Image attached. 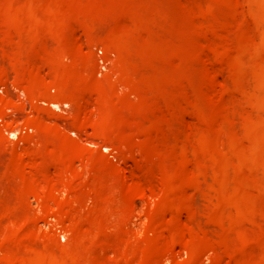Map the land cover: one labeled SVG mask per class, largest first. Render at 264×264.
Here are the masks:
<instances>
[{
	"label": "rangeland",
	"instance_id": "1",
	"mask_svg": "<svg viewBox=\"0 0 264 264\" xmlns=\"http://www.w3.org/2000/svg\"><path fill=\"white\" fill-rule=\"evenodd\" d=\"M157 2L159 4L157 3L156 6L148 5L149 6L148 8V6L146 5L145 7L147 12V13L145 12V14L147 16L146 15L144 16H146V18H148L149 15H152L154 18L156 14L154 18L155 20H153L152 17H151L152 20L149 19L150 17L148 18L149 20H151V22L153 23L155 22L154 24L149 23L148 26H146L145 22L147 23V21L149 22V20L147 19L143 20L141 18L139 21V18L138 19L134 18V16H136L134 12L132 13L134 15L130 14L133 17V18L132 17L129 18L130 22L124 21L123 23L116 24L117 35L120 36V40L118 41L117 44V50L115 46L107 47L102 43H96L91 46L93 58L97 59L94 60L95 71H96V72L94 71V76L97 79L98 78L100 79L101 77L100 74H102L103 76V74H105L108 70H113L116 74L115 79L113 78V80L115 82H118L120 78L119 75L122 74L121 71L124 70L121 69L120 67L123 68L124 64L126 62H129L128 64L126 63L127 65L130 64L128 66L129 71H131L132 66H134L132 69L136 68V70L138 69L139 71H142V73L144 74H147L148 72L150 73L149 75L147 74L149 78L152 76L153 79L155 80L157 79L156 81H151V80L150 81L154 82V84H158V87H155L157 85L154 84L153 86L155 89H157V93L159 94L156 93V90L155 92L151 90L153 89L152 84L150 83L149 78L147 79L148 82H146V84L148 86V89L150 88L149 89V91L151 92L150 95L152 96V98H155L154 95L156 93L155 96H157L159 100L155 98L157 101V102L154 101L156 103L155 105L151 104L150 102H146V104H143L144 106H142L143 109L142 112H144L147 115L145 116L143 124L146 126L147 129H150L151 126L153 125V129L156 132H158V134L157 133L155 134L156 137L155 135L149 136L151 137L152 140L150 141V139H148L149 143L147 144L150 145L151 148L147 145L148 146V148L146 147L147 151L145 150L142 153L143 154L142 159L147 158L146 155L149 156L148 161L146 160L147 162H149L147 163L148 166L146 170L147 176L151 177V175L153 174L152 177H154L155 175L158 174L157 175L158 177L155 176L156 181L153 178L147 177L148 179L146 180H148L147 182H149L150 184V186L149 184H147L148 186L147 194L143 196L142 199H137L133 201L131 204L132 206H129L128 203L125 204L124 207L125 210L130 211V218L127 221L128 225L125 224L126 227L124 226V228L126 229V231L127 230L132 231V233H129L130 236H127L128 240L130 239L129 241L131 244V247L129 246L128 249L130 251V254L128 251V255L130 256V261L131 263H134L136 260L137 261L139 260L137 259L140 257V252H138L139 251L138 240L140 239L141 230H143V228L146 226L147 230L152 228L154 229V231L149 230L147 231L148 233H146L148 240L146 254H147V259L150 261V262L148 261L149 264H186V263L187 264H264V0H188V2L187 0L186 1L157 0ZM182 4L185 5V7ZM150 7L152 8V10L150 9ZM153 8L157 10V12L153 10ZM151 11L154 12V15ZM132 20L136 22L135 23L136 26L133 24L134 22ZM143 22L145 25L143 24ZM140 24H143L145 28L143 25ZM150 24L152 27L154 25V27L156 28H152L151 26H149ZM137 25L140 31L139 29L137 30L138 28ZM148 28L151 30V32L149 31ZM155 29L156 32L153 31ZM138 31L144 32L143 34H146V32L148 34L149 33L152 34V32H154L155 34L154 35L149 34V36L146 34L144 38V36ZM136 32L139 34H137ZM138 35H140L141 38ZM146 37H148V39ZM127 38H130V40ZM139 38L141 40L145 39V41L148 40L149 42L148 45L150 44L153 46L150 45L148 46L147 43L145 42L146 44L145 47V44H142L143 41L141 42ZM150 38L154 43L151 41ZM181 43H183L186 46H184ZM151 47L154 50H152ZM179 48L182 49L181 52L179 51L180 50ZM143 49H144V53L142 54ZM138 52H139V56L137 54ZM157 53H159V55ZM104 54L108 56L103 58ZM141 54L144 55L143 56L144 58L142 57ZM137 56L139 62L136 58ZM154 56L156 57L155 61H154ZM139 57L143 59V62L146 65H147L146 62H148V65L152 67H153V62L151 63V61H154L156 63V64L154 63V65L155 66L157 65V67H155L157 69L156 71L159 73L157 74L154 73L153 72L155 71L153 70L154 68H151L150 66H149L150 67L149 71L148 68L144 69V67L146 68V66L140 61ZM148 57L150 59H148ZM99 58L103 59L105 64L104 68H100L98 62ZM126 59L130 61H127ZM123 60H125V63L123 62ZM134 60L137 62H135ZM178 60L179 62H181L183 66H180L181 64H179ZM204 61L206 62L204 63ZM116 62L119 65H117ZM137 63L141 66L142 69ZM204 64L206 65V67ZM186 66L188 67L186 68ZM186 69H187V73L189 74H186L185 72ZM134 70H132V73H135L136 70L135 71ZM138 70L136 71L135 74L141 73L138 72ZM152 73L157 78L156 77L154 78ZM163 76H166V78L164 81L161 82L160 79L161 78L164 79ZM179 77L183 82L188 84L183 87L182 85H184L185 83L182 82L181 84ZM121 82L119 84L120 86L122 85ZM163 83L165 84L163 85ZM179 84H181L180 86L185 88L184 90H186L187 92L183 91L182 90L183 88H181L180 86L178 87ZM160 86H163L165 89H168L167 92L165 91V89H163L166 92V94L165 92H163V97H166L168 93L167 95L168 99L166 98V102L168 103L169 101L170 104L168 105V108L164 107L165 110L167 109L168 111L169 109L171 110V112H169L168 114H165L168 111L165 112L164 110H162L164 108L162 107L163 104L160 102V100L162 101L164 100V98L162 97L160 99L159 97L160 95H162L160 92L163 91ZM195 87H197V89L194 90V94H193V89ZM159 88L162 91L159 92L158 91ZM199 89L201 92L199 91ZM204 90L208 91L209 94H206V91ZM179 91L180 92L182 91L181 94H179ZM152 92L154 95L152 94ZM184 92L187 94H182ZM20 93L22 94V92ZM203 93H205V95ZM200 94L203 96H200ZM181 95L182 96L185 95L184 98H182ZM186 95L188 96V98L190 96V98L188 99ZM193 95H194V99L191 98L193 97ZM197 96L199 98H197ZM201 97H203L204 99ZM200 98L202 99L201 101H203L202 104L197 103ZM192 99L196 102L191 101ZM186 100L189 105L185 104ZM190 101L192 102L193 105L190 103ZM38 102L43 107L54 108V106H52L53 103H51L52 105L48 103V105L52 106L49 107L46 102L43 101L42 103L41 101ZM159 102L160 104H162V106L159 105ZM149 103L151 104L150 107L153 108V110L152 108L151 110H149L148 108L150 112L144 109L146 106L150 105ZM165 103L164 105H166ZM157 104L159 105V107L156 106ZM183 104L186 105V107ZM59 106H61L60 108L62 110L65 109L67 111L69 110V105L66 103H61ZM189 106L191 107V110L188 108ZM183 108H185V110L181 112L182 115H180L181 113H179V110L180 109L183 110ZM197 108H198V112L196 111ZM156 109H158L159 111ZM187 109L190 112L186 111ZM192 110L194 112L196 111L197 116L199 118L193 117V115L194 116L196 115L191 113ZM158 112L163 113V114H159L160 116H162V118L165 115L166 117H164L163 120L161 119V117L157 118ZM170 113H172L171 115L172 120L171 118L170 119L167 118L169 117ZM187 113L189 114L188 116H186ZM198 113L201 115V117L200 115H198ZM154 114H156L157 120H152L155 119ZM190 116H192L193 118ZM179 117H181L182 122H180L181 119ZM177 118L178 121L180 119L179 122L176 121ZM194 119L198 121L193 122L195 121ZM165 120L166 122L169 121L167 122L168 124L163 122ZM188 120H190L191 122ZM145 121L149 124L152 123L151 121H154V123H152V125H148ZM155 121L156 122L159 121L158 123L160 125H158V123L155 124ZM171 122H173L174 125ZM184 122L186 123L184 124ZM177 123L180 124L178 125ZM193 123H195L194 126H197L196 129H194L195 128L194 126H191V124ZM197 123L198 124L201 123L200 125L203 124L202 125L203 129L202 127H199L198 129ZM24 124L22 125L24 126L23 127L24 132L28 130H30L29 132L33 131L31 128L29 129L28 125L26 127V124L25 125ZM171 124L173 128L175 126L174 129L175 131L172 128H170L169 125ZM183 124L185 125V127ZM186 124L190 126H187ZM181 125L183 128L181 127V129H179ZM157 126H159L161 130L158 129ZM167 126H169L168 130L165 129L167 128ZM161 127L164 128V131ZM190 127L192 128L194 127L192 129L193 131L190 130L191 129ZM153 129L152 131L149 132L151 133L153 132L154 134ZM176 129L179 130L177 131ZM172 130L175 132L173 133L177 136L171 134ZM188 130L192 131L191 134ZM194 130L198 133V135H196L197 133ZM176 131L178 132V134ZM184 132L186 134H189L191 138L193 137V139H191L188 135H185ZM165 133L167 136L165 135ZM168 133H170V136H168L169 135ZM182 135L184 138L182 137ZM199 135H201L202 137L201 140L199 139L200 138ZM185 136L190 141H192V143L189 142V140ZM7 137L9 138L10 136L8 135ZM152 137L157 139H153ZM174 137L181 138L182 140L175 139ZM164 138L167 139L166 140L167 142L164 140ZM196 138H198V140ZM170 139L174 141L171 142ZM183 140H186L187 142ZM168 141H170V143H173L172 146L174 144L175 145L177 144L176 145L177 148L175 145H174L175 147L174 146L171 147V144ZM179 141L180 142L183 141L185 144L190 143L194 148L192 147L193 149H191L190 144L188 145V148H186L187 146L184 147L185 146L184 143H183L184 145L182 146L181 143H179ZM152 142L155 144H153ZM160 142L162 143L161 146L159 144ZM218 142L219 143L221 142V144L223 145L219 144ZM195 143L196 145H199L197 148H195L196 147ZM158 144L160 148L159 147L157 148L159 152L157 151L156 153V150L155 149L153 150V146L156 147L155 145L158 146ZM217 144L222 147H218ZM167 145H169V148L173 150V152L170 150L172 154L169 152ZM164 147L166 149H164ZM182 147L183 149L185 148V150L188 149L189 154L191 156L187 155L188 151H185V154L186 153L187 154L184 155V151L181 150ZM217 147H218V152H220L221 154H217L215 152L216 151L215 149H217ZM175 148L176 150L180 149V152L176 151ZM199 148H200V153L197 152ZM219 148H221V150ZM101 149L103 152L107 154V156L113 162L118 161L117 163H119L121 160H122L121 162H123V160L126 162L127 160V163L129 164L131 163V161L134 160V157H136V154L134 153L135 156L130 155L128 156V158L124 157L122 159L121 156H118L119 154L112 148L102 145ZM163 149L164 151L166 150L165 151L166 153L163 152ZM189 149H191L192 151ZM201 149H203L202 152ZM160 151L162 153H160ZM223 151L224 153H222ZM150 153H153L154 156L152 154L150 155ZM164 153L167 159H168L167 155H169V158L172 157L168 159V161L174 160L170 162L173 163L171 164L172 168L171 167L168 168V166L171 165L165 158ZM180 153H183V157L186 158L185 159L182 158L180 156L181 155ZM173 155L175 156V158H180V159H177L176 161ZM192 155L196 156L197 159ZM152 158L155 161H152L153 160ZM187 158L189 159L188 161H186ZM193 158H195L196 160ZM191 161H194V164ZM166 162H168V164ZM153 165L156 167L157 170L153 168L154 167ZM161 167L163 171H161L162 170ZM150 169H152L153 171V173L151 172L152 174H148V172L150 173L151 171ZM202 173L204 175V178L200 176ZM204 173H206V175ZM161 174L165 177H162ZM207 175L210 178L212 177L211 180L215 178L214 179L215 182L213 180V182L211 183V180L210 178L207 177ZM171 178L174 180L171 181ZM202 179H203L202 182L203 186L205 181L206 183L210 181L209 183H211V185L208 183L207 187L206 185L204 186L206 188H209L208 191L206 188L202 186V183L199 184V181L200 180L202 181ZM151 180L152 183L150 182ZM158 180L159 182L160 181L161 182L160 183L157 182ZM156 182L157 184L154 185L153 183ZM156 185L157 187L161 185L163 186V188L159 189L158 187L157 190ZM153 186H155L154 190L156 189L159 192V195L156 190L154 191V193L152 192ZM200 187H203L202 189L205 190V193L202 191ZM182 188L186 190V192ZM198 190L201 191L202 194H205V196L206 195L208 196L205 197L207 198L206 200L203 201V199H201L203 195L199 193ZM163 191L169 196H167ZM168 191L171 193V195L173 194L172 197H170ZM176 191H178L177 192L178 194H176ZM187 191H189L190 193L191 192L194 193L195 198L192 199L190 195L193 194H190ZM63 192L62 191L59 192V195L61 197L66 196L65 193L62 194ZM182 193L188 195L187 197H190L191 200L186 196H184ZM198 193L202 197L199 196ZM196 194L200 197L201 200L196 199L197 196ZM165 201L168 204H166ZM190 201L192 203L193 202L196 203V206L194 204V208L196 207L198 210L200 209V207L202 208L203 205H207L204 204L206 202L208 203L209 207H205L208 208L206 210H203L202 208L201 210L203 212L194 210L192 208L194 211L193 213L191 210L193 204L192 206H190V209L188 207L191 203ZM162 202L165 204H162ZM197 204L199 205L201 204V206H198ZM84 205L85 207H90V202L84 201ZM164 205H166V207ZM159 206H161V208H168L165 209L167 212L165 210L163 211V209H161ZM30 207L34 209L35 212L39 213V209H40L39 200L35 198H31ZM150 208L153 209L149 210ZM152 210L155 213H157L158 211L159 216L160 217L162 216L163 220L161 221L162 217L160 219L157 216L158 214L155 215L154 212H152ZM55 211L56 208H54V210L52 208L51 211H48L44 216H42V218L39 219V221L41 222L37 224V227H35L36 228L35 233L38 236H34L35 235L33 233L34 231L32 233L28 232L30 233L28 234L29 237L34 236L35 237L34 239H38V240L42 238L41 240L45 239L46 241L52 243V245L54 246L53 250L59 248L60 245L64 244L69 239L70 236L67 223L64 220L63 216L61 215V213H59L58 210L56 212ZM159 211L162 213V215H160ZM189 213L191 215H189ZM150 214L152 217L150 216ZM154 215L156 218L154 217ZM192 215L196 216V218H194L193 220L192 217L191 220L189 221L188 219H190ZM157 217L159 218L158 221H157L158 219ZM149 218L151 220H149ZM153 220L154 223L152 222ZM155 221H157L158 224ZM187 221L190 223V225ZM196 221H200L198 222V224L201 227L199 225L197 226H199V228L202 231H204L205 229L209 233L207 231L206 232L204 231L203 233L201 232V230H199V228H195L197 227L195 226L197 224ZM148 222L150 223V225ZM161 222H162V228H164L165 226L167 230L165 228L166 231L165 230L164 231L166 233L165 232L163 233V229L161 228L162 232L160 231L161 233L159 236V230H160L159 228L161 227L160 226ZM193 223L196 224L194 225ZM154 225L157 228L154 227ZM185 227H187V229ZM173 229H177L176 230L177 234ZM180 230L181 231L183 230V232H180ZM188 230L189 231L191 230L192 233L196 234V236L194 234H191ZM195 230H198L200 232L201 237L200 234H198L197 231ZM167 231L170 232V234ZM184 231L188 232V234L185 233ZM3 232H4L3 230L0 232V234L2 235V237L0 235L1 260H3L1 257L3 258L7 256L11 257L8 255V253L11 252L14 253L15 252L14 247L17 248V246H13V250H12V247L6 244V241L4 239L7 237ZM39 232L41 234H39ZM152 232H154V234H152ZM149 233L152 236H150ZM184 233L185 235H183ZM133 234L137 235L136 237L138 240L134 239L136 237ZM178 234H180V236ZM39 235L41 238H37L39 237ZM181 235H183L184 237ZM186 235L191 239L189 243H187L188 242L187 240L184 242L182 241V239L183 240L185 239ZM209 235H212V237ZM149 236L152 238H150ZM161 236H163L164 240L162 239ZM176 236L177 237L179 236L178 237L179 239H176ZM207 236H209L208 238L210 241L207 239ZM165 237L166 238L169 237L170 239L167 238L168 239L167 240ZM188 237H186V239H188ZM192 237H194V239ZM197 237H199L200 239H198ZM131 238L133 240H131ZM87 239L92 240V237L88 235ZM201 239H204V241ZM212 239L215 240V242ZM165 240L168 243H166ZM174 240L176 242H174ZM205 240L207 242L209 241V243H207ZM14 241H16L15 237H14ZM179 241L181 243L178 244ZM159 244L161 245L159 246ZM169 244H171L172 246ZM4 245H7V247L10 250H7L8 248L6 249V246ZM132 245H136V246H132ZM156 245H158V247ZM166 245L171 246V248ZM4 248L6 249L5 254H3L5 252ZM153 249L156 250V252L153 251ZM89 250L91 251L93 249L89 248ZM159 250H161L162 252H159ZM164 250L166 251L164 252ZM168 250H170L171 253ZM16 251L19 253V250ZM27 252L28 251H26V253ZM107 252H108L107 254L108 258H111L113 256L111 254V250L107 249ZM131 252L133 255L131 254ZM151 255L154 256L155 260L152 258ZM175 260H178V263ZM3 261L0 262L3 263ZM195 261L197 263H195ZM90 262L91 261H87L86 264ZM53 264H58V263H53Z\"/></svg>",
	"mask_w": 264,
	"mask_h": 264
},
{
	"label": "crops",
	"instance_id": "2",
	"mask_svg": "<svg viewBox=\"0 0 264 264\" xmlns=\"http://www.w3.org/2000/svg\"><path fill=\"white\" fill-rule=\"evenodd\" d=\"M5 1V2H4ZM29 1V0H28ZM27 0H22L21 1V5H20V1L19 0H0V13H1V15H0V28H3L4 30H2L1 32H0V41H7L6 43L8 44V46H7V44H5V42H2L4 45H5V47H4V45L0 42V58L2 59V61L4 62V64H3V62H1L0 64L2 65H0V70L3 68V71H4V74H5V76L3 75V77H0V84H4V83H9L10 85H14V87H17V88H19V86L22 88V91L24 92V94H25V97L27 98V99H30V97H31V103H33V104H35L32 108H30V107H28V110H26L27 112H29V113H33V114H29V118H27V123H29V121L28 120H30V123H29V125H30V127L32 128V133H33V136H32V139H33V137L35 136V137H37V144H36V142L34 141L35 139H33V141L32 140H30L29 139V141H32L33 143L32 144H30V145H28L27 147H25V149L24 148H20V149H16V151H15V149H13V148H9V146L6 144V141H5V138H2V137H4L2 134H0L2 137H0V169L3 171H1L0 170V176L1 177H3L2 175H1V173L2 174H4V180L5 181H7V179H5L6 178V176H7V178L8 177H10V179L7 181V184L8 183H10V185L8 184V185H6V183L4 182L3 184H2V181H1V184H0V190L3 188V186H4V188H3V190H1L0 191V197L4 200V202H0V209H2L0 212V215L2 214V216L0 217V218H2V219H4L5 221H3L2 222V220L0 219V223H2V224H4L5 225V223H6V217L8 216V217H10V218H15V216L16 215H18L17 214V212H19L20 210H22L21 212H19V215L17 216V217H19L20 219L21 218H25V220H26V224H25V220H24V223L22 222V224L20 223V224H17V226L18 225H24V227L20 230V231H24L23 229H26V228H28V226H29V228L28 229H26V231L27 232H30L31 231V229H33V228H35L36 226H35V221L33 220V223H34V225L32 224V222H31V224L33 225V226H31V224H30V220L28 221V219H30L31 218V220H32V218H34L35 217V215H36V217L38 218V219H40V218H42V216H44L47 212H48V210L49 209H52V208H50V207H52V204H55L56 206H53V208L55 207L58 211L59 210H61L60 211V213H61V215L63 216V218H64V220L66 221V223H67V227H68V229H69V232H70V236H69V239L66 241L68 244H67V246H66V242L64 243V244H62V245H60V247L58 248V250H57V248L55 249V250H52L53 249V245L51 244V243H48L49 241H47V242H45L44 240H42V241H38L37 239H34L35 237L33 236V238H32V236H31V238L34 240V242H35V240H36V242L34 243L35 245H36V250L37 251H35L36 252V254L32 251L31 252V250H32V248L31 249H29L28 248V252H27V255H25V257H26V260H22V258H25L24 257V255H23V257H21L20 256V254L19 255H17V256H19L20 258H17V256H16V261L18 260V259H20V261H17V264H20V262H22L23 263V261H25V264H28V263H26L27 261H28V259H30L29 261H30V264L32 263V261L34 260V263L35 264H37L36 262H38V261H36L35 262V260H40V262H43V260L46 262H43L44 264H53V263H62V264H86L87 263V261H91V263L92 264H97V262H98V264H102V262H104V264H121L122 262H125V255H123V253H122V250H121V248H122V246H125V247H123V248H126V252H127V258L130 260V257H129V255H128V248H129V246H130V241L129 240H127L126 238H127V236L125 235L126 234V229H124V227H122V224L125 226V224H126V220L128 221L129 220V218H130V211H126L125 210V204L126 203H128L129 204V206L131 205V203L133 202V201H135V200H137L139 197H140V199H141V197H143L145 194H147V191L146 190H148V187H147V189H146V186H147V182H146V180H144V179H147V177H145L144 178V176H147V172H146V170L147 169H145L146 167H147V161L145 160V159H142L141 158V156H142V153L146 150V140H145V136H146V134L148 133V131L146 130V126L143 124V122H142V119L141 118H143V120L145 119V116H143L144 115V112H142V110H140V111H138L139 109H141L142 108V106H143V104L144 103H142L141 102V98L139 97V100L138 99H136V98H138L136 95V97L134 98V101L132 102V100H128L127 98H126V101H124L123 99H121V98H123V97H117L118 99H119V101H120V103L122 104L123 103V106L124 107H122L121 106V104L120 103H118L119 101H118V99L116 100V98H115V96L113 95V91H111L110 90V87H111V81L109 80V77L108 76H106V77H104L105 75H103V77H100V81L94 76V68H95V66L94 65H92V64H94V59L92 58L93 57V53H92V49H91V46L93 45V44H96V43H102V44H104L105 46H107V47H112V46H115V48H116V50H117V44H118V41L120 40V36H118L117 35V30H116V24L117 23H123L124 21H127V17L128 18H130V17H132V16H130V14H131V10L129 11V12H125V11H123V9L124 10H126L127 9V7H128V9H129V7H130V9L132 8L131 6H133L132 5V3H130L129 1H127V3L124 1V0H122L123 2H124V4H126V6L124 5V6H121L120 4H119V2L118 1H116L117 3H116V6L117 5H119V6H121L122 8H119L120 10H119V12H125L124 14H126L125 16H127L126 18H125V16H123L121 13V17L122 18H125V19H122L119 15H118V9L117 8H115L114 6H115V2L113 1V0H111L112 2H114V4H110L109 3V1L110 0H105L106 1V4L108 5V3L110 4V6L112 7V9H111V7H109V6H107V7H109L110 9H111V11L109 10V8L107 9L105 6H106V4H103V1L104 0H99V2H100V4L99 5H103V7L102 6H100V8L97 10V8H96V4H97V6H99L98 5V3L99 2H97V3H94L95 1H97V0H30L29 2H28ZM34 1V2H33ZM37 1H39V2H37ZM41 1H44V3L42 2V4H44V6H42V4H41ZM46 1V2H45ZM61 1H62V3H61ZM67 1V2H66ZM104 1V2H105ZM108 1V2H107ZM110 1V2H111ZM1 2H2V4H1ZM10 2V3H9ZM13 2V3H12ZM15 2V3H14ZM16 2H18L19 4L17 5V3ZM29 3V4H27V3ZM31 2L33 3V5L31 4ZM55 2V3H54ZM59 2V3H58ZM73 2H75V3H73ZM78 2H80V4L78 3ZM83 2V3H82ZM25 5H24V4ZM61 3V4H60ZM70 3V4H69ZM5 4V5H4ZM10 6H9V5ZM35 4H36V6L38 7H36L35 6ZM48 4H50L52 7H54L53 9H52V7L50 8V6L48 5ZM65 4V5H64ZM69 4V5H68ZM86 6H85V5ZM89 4V5H88ZM93 6H92V5ZM130 4V5H129ZM134 4V8H137V5H135V3H133ZM4 5V6H3ZM28 7H27V6ZM32 7H30V6ZM39 5V6H38ZM58 5V6H57ZM65 6L64 7V9H65V12L62 10V9H60V8H63V7H61V6ZM105 5V6H104ZM129 5V6H128ZM7 6H9V8L7 7ZM15 6V7H14ZM18 6H19V8H18ZM35 6V7H34ZM42 8H41V7ZM49 6V7H48ZM79 6V7H78ZM88 6H90L91 8H89ZM45 7V8H44ZM60 7V8H59ZM82 9H81V8ZM86 7H88V10H87V8L85 9ZM118 7V6H117ZM23 9V11H25V12H23V11H21V9ZM28 9L29 8V11L28 10H24V9ZM33 10V12H32V10ZM48 8H50L49 10H48ZM56 8H58V9H56ZM105 8V9H104ZM134 8H132L133 10H134ZM2 9H3V11H2ZM13 10V12L11 13V11ZM36 9H37V11H36ZM45 9V10H44ZM52 9V10H51ZM127 9V10H128ZM8 10H9V12H8ZM11 10V11H10ZM22 12V14H21V12ZM41 12H40V11ZM79 10L81 11V13L79 12ZM83 10L84 11H86V12H83ZM107 11V13L108 14H106V11ZM112 10L115 12V14L112 12ZM14 11H16L17 12V14H16V12H14ZM19 11V12H18ZM36 11V12H35ZM78 11V12H77ZM94 11V12H93ZM97 11V12H96ZM28 12V13H27ZM39 12H40V14L41 15H39ZM50 12H51V14H50ZM58 13L57 15L55 14V13ZM116 16V19H115V16H113L112 15V13ZM5 13V14H4ZM27 13V14H26ZM30 13V14H29ZM35 13H37V17L39 16V18H41V20L39 21V20H37V17H36V15H35ZM66 14L65 16H63V14ZM68 13L70 14V15H68ZM80 14V16H78L79 14ZM91 13H94V14H92L93 16H91L90 14ZM9 14V15H8ZM10 14H11V16H10ZM25 16H24V15ZM45 14V15H44ZM87 14H88V16L89 17H87ZM98 14V15H97ZM104 14V15H103ZM106 14V15H105ZM129 14V15H128ZM6 15V16H5ZM23 17V20L21 19V16ZM50 17H49V16ZM54 15V16H53ZM59 15V16H58ZM62 17H61V16ZM83 15V16H82ZM109 15H111V16H113V19L111 20V16H109ZM12 17V20H10L9 18L10 17ZM14 16V17H13ZM30 16H32V17H34V18H32V20L30 19ZM41 16V17H40ZM55 16H56V19H55ZM107 16V17H106ZM9 17V18H8ZM44 17H45V19H44ZM78 17V18H77ZM79 17H81V18H79ZM92 17V18H91ZM102 17H103V20H102ZM110 17V18H109ZM3 18V19H2ZM4 18H8L9 20H4ZM19 18H20V20H19ZM47 18V19H46ZM63 18V19H62ZM65 18H66V20H65ZM67 18H69V19H67ZM86 18H88V22H87V19ZM119 18V19H118ZM27 19L30 21H27ZM34 19V20H33ZM44 19V20H43ZM78 19V21H76L75 22V20H77ZM95 19H97V21L95 20ZM105 19V20H104ZM109 19H110V21H109ZM19 20V21H18ZM24 20L26 21V22H24ZM55 20V21H54ZM83 20H85V21H83ZM93 20V21H92ZM102 20V21H101ZM123 20V21H122ZM37 21H39V24H37L38 22ZM42 21H44V23L42 22ZM51 21L52 22H54V23H52L51 24ZM61 23H60V22ZM65 21H66V23H65ZM70 21H71V23H70ZM73 21V22H72ZM81 21H83V22H81ZM104 21H105V23H104ZM10 22V23H9ZM18 22H19V24H18ZM21 22V23H20ZM32 22V23H31ZM35 22V23H34ZM50 23V26H49V24L48 23ZM76 23V25L78 26L77 28L79 29V32H78V29H76L74 26H73V24L75 25V23ZM93 22H97L96 23V25H95V23H93ZM108 22H109V24L110 25H108ZM8 23V24H7ZM26 25H28V26H26ZM34 23V24H33ZM43 23V24H42ZM62 23H63V25H62ZM69 23V24H68ZM73 23V24H72ZM100 23V24H99ZM9 24H11V26L12 27H10L9 26ZM20 24L22 25V26H20ZM30 24V25H29ZM37 24V25H36ZM47 24V25H46ZM70 24H72V25H70ZM85 26H84V25ZM106 24V25H105ZM55 27H54V26ZM70 26V28H73L72 29V32H73V34H72V32L70 31L71 29H69V26ZM75 25V26H76ZM84 27V28H86V29H88V28H90L89 29V32L87 31V30H83V28H82V26ZM95 27H94V26ZM101 25V26H100ZM104 25V26H103ZM18 28H17V27ZM26 26V27H25ZM46 26V27H45ZM109 26V27H108ZM10 27V28H9ZM20 27V28H19ZM33 27V28H32ZM41 27H42V29H41ZM60 27V28H59ZM62 27H64L63 29H62ZM67 27V28H66ZM97 27V28H96ZM99 27H100V29H102L101 30V32L102 33H100L99 31ZM16 28V29H15ZM32 28V29H31ZM50 28L51 29H53L52 31H53V33H52V31L50 30ZM57 28V29H56ZM92 28H93V30H94V28H96V30H94L96 33H98V34H96V33H94V31L92 32ZM40 29L42 30V31H40ZM45 29V30H44ZM60 29H61V31H60ZM9 30H11L12 32L14 31V33H15V36L13 35V33H11V31H9ZM30 30V31H29ZM32 30V31H31ZM49 30V31H48ZM56 30H58V32L56 31ZM76 30V31H75ZM82 30V31H81ZM105 32H104V31ZM3 31H5L4 33H5V35H4V33H3ZM66 32V33H63V32ZM67 31H69V32H67ZM83 31H84V33H83ZM10 32V34L12 35H10L11 37L10 38H12V39H10L9 38V36L7 35L8 33ZM46 32V33H45ZM47 32L49 33V35L50 36H48V34H47ZM86 32H87V34H86ZM1 33H3V34H1ZM17 33V34H16ZM19 33V34H18ZM41 34V36H40V34ZM45 33V34H44ZM57 33V34H56ZM70 33V34H69ZM78 33V34H77ZM81 33L83 34V37H82V35H81ZM93 33V34H92ZM21 34V35H20ZM22 34H23V36H22ZM25 34V35H24ZM34 34V35H33ZM44 35L46 36V37H44ZM60 35L62 36V38L60 37ZM67 35H69V38H68V36ZM71 35V36H70ZM77 35H79V37L77 36ZM81 35V36H80ZM17 36V37H16ZM18 36H20V37H18ZM28 36V37H27ZM56 36V37H55ZM73 36V37H72ZM116 36H117V38H116ZM6 37H8V39L6 38ZM40 39H39V38ZM51 37V38H50ZM3 38H5L6 40H4ZM17 40H16V39ZM26 38H27V40H26ZM42 38H44V40H45V42H44V40L42 39ZM48 38V39H47ZM61 38V42L63 43H61L60 41H59V39ZM63 38H64V40H63ZM71 38L73 39H75V41L73 42V40H71ZM77 38L79 39V40H77ZM9 39L12 41H9ZM20 41H19V40ZM23 41H22V40ZM27 41H25V40ZM37 39H39V40H37ZM83 41H82V40ZM29 40V41H28ZM50 40H52L54 43H52ZM77 40V41H76ZM82 42H81V41ZM49 41V42H48ZM57 41V42H56ZM67 41H69V42H67ZM71 41V42H70ZM9 42H11L12 44H13V46H12V44L11 43H9ZM18 44H17V43ZM33 42V43H32ZM60 42V43H59ZM39 43L41 44V46H44L45 45V47H47V48H45V49H47V50H45L46 51V53H45V51H44V47L42 48V49H40V46H39ZM47 43H48V45H47ZM50 43L52 44V45H50ZM70 43V44H69ZM71 43L73 44H75L76 43V45H74V46H77L78 44V46L77 47H74V49L76 48V49H78V51L80 52L79 53V58H77L78 57V51L75 49H73L74 50V53L75 54H73L72 53V51L73 50H71V53H70V50L69 49H71V48H73V45H71ZM81 43V44H80ZM24 44V45H23ZM44 44V45H43ZM54 44V45H53ZM70 45V46H72L71 48H70V46L68 47V46H66V45ZM3 45V46H2ZM10 45V46H9ZM31 45V46H30ZM58 45V46H57ZM62 46V47H60V46ZM8 47V49H7V47ZM80 46V47H79ZM4 47V48H3ZM10 47V48H9ZM35 47V50L33 49L32 50V48H34ZM37 47V48H36ZM64 47H65V49H64ZM82 47V48H81ZM6 48V49H5ZM53 48V49H52ZM69 48V49H68ZM19 49V50H18ZM23 49H24V51H23ZM49 49V50H48ZM52 49V50H51ZM55 49V50H54ZM61 49V54H60V52H59V50ZM63 49V50H62ZM69 50V53H70V55H68V50ZM4 50H6V51H4ZM12 50V51H11ZM16 50V51H15ZM31 50L32 51H38V53H37V55L38 56H35V54H36V52H35V54L33 53L32 54V52H31ZM41 50V51H40ZM67 50V51H66ZM3 51V53H1ZM8 51V52H7ZM13 51H15L16 53H12ZM44 51V52H43ZM47 51H48V53H47ZM51 51V52H50ZM54 51V52H53ZM66 51V52H65ZM76 51H77V53H76ZM83 51V52H82ZM6 52H7V57L5 58L4 57V55L6 54ZM11 52V53H10ZM28 52V53H27ZM53 52V55L51 54ZM82 52V53H81ZM23 53V54H22ZM40 53V54H39ZM16 54H17V56H16ZM20 54V55H19ZM41 54H42V57H41ZM45 54H47L48 56V58L46 57V55ZM51 54V55H50ZM63 54V55H62ZM84 54V55H83ZM12 55V56H11ZM15 55V56H14ZM25 57H24V56ZM34 55V56H33ZM40 55V56H39ZM44 55V56H43ZM50 55V56H49ZM76 55V56H75ZM10 56H11V58H13V56H14V59H13V61L16 59V61H17V63L14 61V62H12V59H9L10 58ZM27 56V57H26ZM30 56V57H29ZM72 57V58H69V57ZM23 57H24V59H23ZM32 57V58H31ZM38 57V58H37ZM60 57H61V59H60ZM67 57L69 58V59H67ZM83 59H85L84 61L82 60V58ZM9 59V60H11V61H9V63L7 62L8 60H4V59ZM44 58V59H43ZM57 58V59H56ZM66 60H65V59ZM74 58V59H73ZM1 59H0V61H1ZM34 60V61H32L33 63H29V62H31V60ZM36 59V60H35ZM52 59V60H51ZM54 59V60H53ZM70 59H72V61L70 60ZM80 61H78V60ZM21 60V61H20ZM37 60L39 61V62H41V63H37ZM41 60V61H40ZM42 60H43V63L44 64H42ZM44 60H46V62H44ZM51 60V61H50ZM68 60H70V61H68ZM36 61V62H35ZM75 61V62H74ZM81 61H83V62H81ZM22 62H23V64H22ZM28 62V63H27ZM87 63V65H85V63ZM13 63V64H12ZM27 63V64H26ZM47 63H51L52 65H53V69L51 68V66L49 65V64H47ZM68 65H67V64ZM71 63L73 64V67L75 68H71L72 67V65H71ZM77 65L76 67H75V64ZM6 64H9V70H8V68H7V66H6ZM14 64L17 66L16 68H15V66H14ZM38 64V65H37ZM40 64V65H39ZM91 66H90V65ZM33 65V66H32ZM35 65H37V67L39 68V69H42V70H45V68H46V70L44 71L45 72V75H47V76H49V77H47V76H42V77H44V78H46L47 77V79L50 81L51 80V78H52V80L54 81V82H52V81H50V82H48L47 80H46V83H44L45 82V79L43 78V80H44V82H41L40 80H42L41 78L42 77H40L39 76V82H38V85H42V86H38V85H36V81H37V76L35 75L34 76V78L32 77L33 76V72L31 71V70H33L34 71V69L33 68H35L34 66ZM41 65H43V67L41 66ZM55 65H57V66H55ZM65 65V66H64ZM4 66H5V68H6V70H5V68H4ZM11 66V67H10ZM18 66H20L21 68H19ZM45 66V67H44ZM48 66V67H47ZM60 66V67H59ZM128 66L129 65H127L126 64V66H125V64H124V67H123V69L124 70H122V71H124L123 72V74H120V76L119 77H124V79L126 78V72L125 71H127L128 70ZM2 67V68H1ZM22 67H24V68H26V70H24ZM58 67H59V69H60V71L58 70ZM64 69H63V68ZM67 67V68H66ZM80 67V68H79ZM83 69H82V68ZM11 68V69H10ZM17 68L18 69H22L21 70V72H20V70H17ZM30 68H31V70H30ZM44 68V69H43ZM51 68V69H50ZM70 68V69H69ZM90 68H92V69H90ZM126 68V69H125ZM50 69V70H49ZM82 70V72H81V70ZM8 70V71H7ZM12 72H11V71ZM52 70V71H51ZM56 70H58V71H56ZM66 70V71H65ZM72 72H71V71ZM9 71H10V73L12 74V75H8L9 74ZM22 74H20L19 72ZM24 71H28L29 73H30V71L33 73H28V74H25V73H27V72H25L24 73ZM93 73H92V72ZM14 72H16V73H14ZM48 72V73H47ZM75 72L77 73V75H75ZM84 72H88L86 75L84 74ZM90 72V73H89ZM63 73V74H62ZM74 73V74H73ZM81 73V74H80ZM16 74V75H15ZM54 74H56V75H54ZM15 77H14V76ZM79 75V76H78ZM80 75H82V77H80ZM0 76H2L1 75V73H0ZM11 76H13V77H11ZM21 76V77H20ZM27 76H29V78L27 77ZM68 76H69V78H68ZM20 77V78H19ZM57 78V79H55V78ZM64 77V78H63ZM65 77H67V80L65 79ZM93 78L94 77V79H91V78ZM1 78H3V79H1ZM15 78V79H14ZM28 78V79H27ZM34 80H33V79ZM50 78V79H49ZM62 78V79H61ZM75 78H77V79H75ZM88 78V79H87ZM5 79V80H4ZM9 79V80H8ZM12 79H13V81H12ZM63 79H65V80H63ZM72 79V80H71ZM79 79H81L82 81H80ZM106 79V80H105ZM123 79V78H122ZM2 80V81H1ZM6 80L7 81H9V82H6ZM15 80H16V82H15ZM26 82H25V81ZM42 80V81H43ZM73 82V83H70L71 81ZM74 80V81H73ZM88 80V81H87ZM77 81V82H76ZM90 81H94V82H90ZM95 81H96V83H95ZM98 81V82H97ZM102 81V82H101ZM104 81V82H103ZM109 82V84H108V82ZM19 82H20V84H19ZM23 82H25L26 84H23ZM29 82V83H28ZM41 82V83H40ZM63 82V83H62ZM85 82H87V83H85ZM123 83H124V81H122ZM18 83V84H17ZM32 83V84H31ZM62 83V84H61ZM64 83L65 84H67V83H69V84H72L75 88H77V90H83L82 92L83 93H81L80 95L81 96H79L78 98H84V97H86V96H84L83 94H88V93H90L89 95H92L93 96V98H94V100H95V107H97L96 109V116L97 117H99L100 119H104V120H102V122L100 121H98V119L99 118H96V122L98 123V125H97V127H96V125L95 124H97L95 121L94 122H92L91 123V125H93V127H95L96 128V130L99 132V133H97V131L95 130V128H94V131L96 132V134H95V132L93 131V127L91 126V125H86L85 127H84V124H83V128H78L77 127V123L75 122V118H74V115H75V113H73V111L72 112H70L71 114H72V117H71V115H67L66 117L69 119H67L66 121V123L64 124L65 125V127L68 125V127H66L67 129V134H65V135H62L61 133H56V131L54 132V130L53 131H51V133H50V129H48V133L49 134H47V131L45 130L46 128H48L47 126H46V124L44 125L43 123H45V120H47V118L50 116V114H49V109H46V108H48V107H43V109H40L39 110V108L37 107V106H39V107H42V106H40V105H37L36 103L38 102V101H40L39 99H41V101L42 100H44V102H48V103H52L53 101V103H59V104H61V103H65L66 102V100L65 99H67V97H68V100H69V102H66V104H68L69 105V110L68 111H70L71 109L73 110V106H74V98H75V96L78 94V93H70V92H67V91H65V89H64ZM76 83H77V85H76ZM81 83V84H80ZM98 83V85H96ZM9 84H7V85H9ZM15 84H17V86L15 85ZM35 84V85H34ZM48 84H50L49 86H47ZM53 84H54V86H53ZM89 84H90V87H89ZM100 84V85H99ZM47 86V88H46V86ZM95 87H97V86H100V88H98L99 90H101V89H103V90H101V91H99L96 87L94 88L93 86ZM23 86H24V88H23ZM29 86H31L30 88H29ZM57 86H58V88H57ZM82 86H85L84 88L82 87ZM41 87H42V89H41ZM50 87V88H49ZM82 87V88H81ZM103 87V88H102ZM108 90H106L105 88ZM26 88H27V90H26ZM52 88H53V90H52ZM81 88V89H80ZM92 88V89H91ZM28 89H29V91H28ZM39 89V90H38ZM40 89H41V92H38V91H40ZM106 91H105V90ZM36 91V93H38V95L35 93V95L34 96H36V97H34L33 96V91ZM50 90H52V92H53V94H52V92L50 91ZM65 92H64V91ZM95 92H94V91ZM111 92H110V91ZM28 91V92H27ZM32 91V92H31ZM34 91V92H35ZM55 91V92H54ZM62 91H63V93H62ZM81 91H79V92H81ZM98 91H99V93H98ZM95 94H94V93ZM26 93H30L31 94V96H28ZM41 93V94H40ZM49 93V94H48ZM65 93V94H64ZM69 93V94H68ZM98 93V96L99 97H101V98H103V99H101V98H99L96 94ZM104 95H103V94ZM109 93H111V94H109ZM73 94V95H72ZM107 94V95H106ZM47 95H48V97H47ZM50 95H51V97H50ZM55 95V96H54ZM58 95V96H57ZM70 95V96H69ZM83 95V96H82ZM113 95V96H112ZM107 96V98H108V100L105 98ZM110 96V97H109ZM47 97V98H46ZM57 97V98H56ZM58 97H60V98H58ZM66 97V98H65ZM72 97V98H71ZM112 97V98H111ZM33 98V99H32ZM36 98V99H35ZM39 98V99H38ZM47 100H46V99ZM55 98V99H54ZM70 98V99H69ZM65 100V101H63V100ZM107 101H106V100ZM112 99L114 100L113 102H112ZM135 99H136V101L137 102H135ZM35 102H34V101ZM37 100V101H36ZM50 100V101H49ZM53 100V101H52ZM61 100V101H60ZM67 100V101H68ZM100 100V101H99ZM128 101V102H127ZM101 102V103H100ZM109 102H111V103H109ZM125 102V103H124ZM57 103V104H58ZM70 103H71V105H73V106H71L70 105ZM106 103H108V106H107V104ZM137 103V104H136ZM99 104H103V106L101 107V105H99ZM110 104V105H109ZM112 104V105H111ZM134 104V105H133ZM136 104V105H135ZM140 104V105H139ZM141 104H142V106H141ZM104 105H106V108L104 107ZM114 105H116V106H114ZM99 106V107H98ZM112 106H114V107H112ZM118 106V107H117ZM122 108H121V107ZM125 106H130V109L132 110H129L128 111V109L125 107ZM135 106H136V108H135ZM37 108V110H36V108ZM119 107H120V109H119ZM140 107V108H139ZM30 108V109H29ZM112 108V109H111ZM125 108V109H124ZM129 108V107H128ZM133 108H134V110H137V111H134L133 110ZM115 109H116V111H115ZM31 110V111H30ZM34 110V111H33ZM99 110V111H98ZM105 110V111H104ZM41 112V114L40 113H38V112ZM107 112V113H106ZM113 112H117V113H113ZM121 112V113H120ZM127 112V113H126ZM46 115H45V114ZM112 113H113V115H112ZM130 113V114H129ZM139 113V114H138ZM141 113H143V115H141ZM34 114H35V116L36 117H33L34 116ZM98 114H100V116L98 115ZM102 114V115H101ZM104 114V115H103ZM119 114H120V116H119ZM123 114V115H122ZM126 114H128V116L126 115ZM33 115V116H32ZM45 115V116H44ZM49 115V116H48ZM105 115H107V119H106V116ZM134 115V117H135V119H134V121H133V118L134 117H132ZM38 116H40V117H38ZM113 116H114V118H117L118 120H116V119H114L113 118ZM118 116V117H117ZM126 116L128 117V119L126 118ZM130 116V117H129ZM75 117H77V115L75 116ZM110 117H112V119H111V121H112V124L109 122L110 121ZM31 118H33V119H31ZM42 118V119H41ZM79 118H81V117H79ZM125 118V119H124ZM130 118H131V120H130ZM37 119V120H36ZM72 119H73V121H72ZM106 119V120H105ZM121 119H122V122H123V124H124V126H123V124H122V122H121ZM34 120V122L33 123H35L36 125H37V127H36V125L35 124H33L32 123V121ZM36 120V121H35ZM124 120H125V122H124ZM129 120V121H128ZM136 120L137 121H139V123H141V124H143L142 126L140 125L139 126V123H136ZM37 121H39V122H43V123H40L39 124V122H37ZM69 121H71L70 122V124H73L74 123V125L76 124V127L74 126V125H72V126H74L73 128H69V127H72V126H70V124H69ZM117 121H118V123H117ZM127 121H128V123H127ZM107 122H109L108 123V125H106V126H108V127H111V128H108L109 129V134L107 133V131H106V128L104 129V126L103 125H105V124H107ZM132 122H134V123H131ZM27 123H25L26 125H27ZM38 123V124H37ZM115 123H117V124H115ZM33 124V125H32ZM120 124L122 125V126H120ZM131 124V125H130ZM135 124V125H134ZM35 125V126H34ZM100 125V126H99ZM130 127H129V126ZM33 126L34 127H36V129H34L33 128ZM42 126L44 127V130L42 129ZM46 126V127H45ZM92 128H91V127ZM127 128H126V127ZM135 127V128H133V127ZM89 127V128H88ZM100 127L103 129V130H101V131H99L100 130ZM113 127H115L117 130L116 131H114V130H111V129H113ZM84 128H85V130H84ZM123 128V129H122ZM131 130V129H134V131H135V129H136V131H135V133L133 132V134L134 135H136V134H138V135H136L135 136V138L134 137H132V132L129 130V129ZM141 128H145V130L143 129L142 131H141ZM68 129H70L69 130V133H70V131H71V134L72 135H74V134H76L77 132H79L80 131V129H82L81 131L84 133V134H86L87 135V133H88V130H89V133H88V135L90 134V136H93V135H91L92 133L97 137V139L95 138H93V137H90L91 139H93V141L95 142V144H91V145H93V146H95V147H97L96 149L93 147V146H89V147H87V146H84V148H85V153H84V151L82 150L83 149V146H81V147H75L73 144H71V142H70V140L68 139V138H65V137H69V135H68ZM75 129H77V131L75 130ZM86 129H88L87 131H86ZM99 129V130H98ZM120 129L122 130V131H126L125 133H123V132H121L120 131ZM137 129H139V132H137L138 130ZM37 130V131H36ZM43 130V131H42ZM76 132H75V131ZM93 132H92V131ZM127 130H128V132H127ZM42 131V132H41ZM72 131H74V134H73V132ZM87 133H86V132ZM117 131L119 132V133H117ZM39 132V133H38ZM46 132V133H45ZM52 132H53V134L54 135H52ZM92 132V133H91ZM105 132V133H104ZM120 132H121V135L123 136V135H125V137L123 136H120ZM131 132V133H130ZM147 132V133H146ZM0 133H1V131H0ZM56 133V134H55ZM102 133H104V135L102 134ZM115 133V134H114ZM129 133V134H128ZM145 133V134H144ZM60 134H61V136H60ZM64 134V133H63ZM98 134V135H97ZM100 134V135H99ZM111 134H113L114 136H112ZM142 134L144 135V139H143V137H142ZM46 135V136H45ZM102 135H103V137H104V139L105 140H103V137H102ZM110 135H111V137H110ZM126 135H128V138L126 137ZM140 135V136H139ZM42 136H43V138H42ZM46 137V139H45V137ZM55 136V137H54ZM58 136V137H57ZM106 136V137H105ZM121 138H120V137ZM50 137H52V139L50 138ZM116 137L121 141H118V139L116 140ZM132 139H131V138ZM47 138H49V140H53V142H51V141H47L48 139ZM54 138H56V140L54 139ZM89 138V139H90ZM99 138V139H98ZM112 139V141H110V139ZM127 138V139H126ZM133 138H134V140H133ZM140 138V139H139ZM4 139V140H3ZM63 139V140H62ZM88 139V140H89ZM122 139V140H121ZM138 139V140H137ZM42 142H41V141ZM55 140V141H54ZM61 140V141H60ZM97 140V141H96ZM100 140H103L102 142L100 141ZM108 140V141H107ZM130 144H128L126 141ZM144 140H145V142H144ZM4 141H5V144H4ZM44 141V142H43ZM65 141V142H64ZM91 141V140H90ZM124 141V142H123ZM130 141H133V143H131ZM135 141V142H134ZM138 141V142H137ZM55 142V143H54ZM58 142V146L56 145V143ZM92 142V141H91ZM2 143V144H1ZM48 143H52V144H54V146H56V147H54L53 148V145L51 144V146H52V148H50V146L48 145ZM97 143V144H96ZM123 143L125 146H121V144ZM127 143V144H126ZM139 143H141V144H139ZM145 145H143V144ZM34 144H35V146H34ZM120 146H118V145ZM139 144V145H138ZM102 145H104V146H106V147H109V148H112V149H114L116 152H118V149H119V152H127L128 153V156H132L133 155V153H137V155H136V157H137V159L135 160H133L132 162L134 163L133 165H132V162L131 163H129L128 165L130 166V167H132L130 170H129V168H128V170L130 171V173H134L136 176L139 174V175H141V178H137L136 177V179L137 180H135V179H133L129 174H127L126 176L124 175V174H122L119 170V167H117V165H120L119 163H117V162H115V164L116 165H114L113 163V161L111 160L110 162H111V164H109V157L107 156V154L105 153V152H103L102 151V149H101V146ZM115 145V146H114ZM131 145H132V147L134 148V147H136V148H131ZM8 146V147H7ZM31 146H33V147H31ZM47 146V147H46ZM71 146V147H70ZM6 149H5V148ZM28 147H29V151H28ZM42 147V148H41ZM46 147V152H48L49 150H50V152H48V154H46V155H43V151H41V150H43L44 148ZM49 147V148H48ZM58 147H61L60 149L58 148ZM65 147V148H64ZM72 147H73V150L74 151H72ZM76 149H75V148ZM92 147V148H91ZM117 147V148H116ZM124 147H126L127 148V150L124 148ZM130 147V148H129ZM143 147V148H142ZM26 148H27V150H26ZM49 150H48V149ZM71 148V149H70ZM82 148V149H81ZM94 148V149H93ZM124 149L123 151H122V149ZM141 148V149H140ZM15 151V153L17 152V150L18 151H20V152H22L21 151V149H23V152L20 154H15L16 156H17V158L20 160V163H18L19 162V160L17 161V163L19 164V166L24 162L25 163V165H24V167L25 168H27V164L30 162V160L32 159V163L30 164L31 165V167L32 166H37V168H40L38 171H40V173H42V174H39V172H38V174L36 175L35 174V172L37 171H35L34 169H30L31 170V173L34 175V176H29L30 174H28V173H26L27 172V170H29V169H25V168H23V167H18L16 164H15V166H17L18 168H19V172L18 171H15V175L13 174L14 172H13V166H10V165H12V164H9L8 162H10L12 159L15 161V158H13V157H16V156H14V154H13V150ZM31 149V150H30ZM53 149V150H52ZM65 149V150H64ZM117 149V150H116ZM8 150H10V151H12L11 152V155H12V157L11 156H9V151ZM37 150V153H35V151ZM45 150V149H44ZM64 152V151H66V152H68V153H66L65 152V154L62 152V151ZM70 152H69V151ZM126 150V151H125ZM140 150H142L141 152H140ZM27 151V153H24V152H26ZM33 152V154L34 155H37V157L38 158H40V160L41 161H43L42 160V158L45 160V157H46V160H45V165L44 164H42V162H40V164H41V167H39V161H38V159H37V157L36 156H32L31 155V153ZM51 151H52V156H54L55 158H53L52 156H51ZM55 151H57V155H56V153H54ZM102 152V154L104 155L105 154V156L107 157V158H105L102 154H99L98 156H96L97 155V153H101ZM28 152H30V154H28ZM39 152H40V154H39ZM18 153V152H17ZM27 155V157L28 156H32V158L30 159V157H28V159L25 157V155ZM44 153H45V151H44ZM62 153V154H61ZM75 153V154H74ZM139 153V154H138ZM24 156H23V155ZM50 154V155H49ZM70 154V160L68 159L67 160V155H69ZM92 154H94V155H92ZM141 154V155H140ZM19 155H21V158L19 157ZM62 157L63 155L65 156H63L65 159H63V157H62V159L61 158H59L60 156ZM76 155H77V157H76ZM83 155V156H82ZM90 155V157H88ZM41 156H42V158H41ZM44 156V157H43ZM47 156H49L50 157V159L48 158L47 159ZM81 156V158L79 159V157ZM103 156V157H102ZM127 156V157H128ZM11 157L12 159H9V158ZM91 160L90 162L92 163H90V162H88V158ZM92 157H93V159L95 160H92ZM95 157H97L98 158V160H96V158ZM100 157V158H99ZM138 157H140V158H138ZM22 158H25V159H22ZM56 158L59 160L58 162L56 161ZM68 158H69V156H68ZM71 158H73V160L75 159V160H77V161H74L73 162V160L71 159ZM84 158V159H83ZM101 158H103V159H101ZM121 158L123 159L124 157L123 156H121ZM21 159H22V162H21ZM34 159V160H33ZM8 162H7V161ZM25 160H28L29 162H27V161H25ZM35 160H36V162H35ZM52 160H53V162H52ZM64 162H62V161ZM79 160H81V161H83L84 160V162L86 163V164H84L83 162H81V161H79ZM87 160V161H86ZM102 160V161H101ZM38 161V162H37ZM46 161H49L48 163H50V165H48V164H46ZM66 161V162H65ZM79 161V162H78ZM134 161H137V162H139V163H137V162H134ZM4 162V163H3ZM35 162V163H34ZM56 162V163H55ZM76 162H78V165H79V167L77 166V163ZM99 165H95L96 163ZM113 162V163H112ZM13 164H14V162H12ZM23 163V164H24ZM76 163V164H75ZM93 163H94V166L95 167H97V168H95L94 166H93ZM138 165H137V164ZM6 165L7 167H6V169H3V166L4 165ZM23 164H22V166H23ZM33 164V165H32ZM36 164V165H35ZM56 164V165H55ZM68 164V165H67ZM84 164V165H83ZM88 164V166H91L90 168H88V167H86V165ZM141 164V165H140ZM146 164V165H145ZM1 165H2V167H1ZM30 165H29V167H30ZM53 165H55V166H53ZM106 166V168H103V167H105ZM122 165V164H121ZM120 165V166H121ZM146 166V167H144V166ZM14 166V168L16 169V167ZM46 167V169H45V167ZM47 166H49V167H47ZM59 167V168H57V167ZM63 166V167H62ZM73 168V170L71 169V167ZM111 166V167H110ZM113 166V167H112ZM137 166V167H136ZM140 167V169H139V167ZM143 166V167H142ZM8 167H11L12 168V170H11V168H10V174H11V176H10V174H7V172L9 171V168ZM28 167V168H29ZM56 169H55V168ZM66 167V168H65ZM68 167V168H67ZM85 167H86V169H85ZM4 168H5V166H4ZM20 168H22L23 169V171H24V173L27 175V177L28 178H24L23 180H22V182H23V184H21V183H19L20 182V179L17 177V175L18 174H20L21 173V171H22V169H20ZM34 168V167H33ZM78 168H80V172L78 171L79 169ZM84 169V171L85 170H87V171H83V169ZM93 168H94V171H95V173L93 172V171H91V170H93ZM135 168H137L138 170H136ZM36 169V168H35ZM50 169V170H49ZM52 169H53V171H52ZM61 169H63V171L65 172V175H63L64 174V172H62V170ZM77 169V170H76ZM100 169V170H99ZM105 169H106V171H105ZM109 169V170H108ZM113 169V170H112ZM116 169V170H115ZM144 169H145V172H144ZM34 170V171H33ZM46 172H45V171ZM58 173H56L55 171ZM62 173V174H59V171ZM68 172H67V171ZM70 170H71V172H70ZM75 170H76V173H75ZM90 170V171H89ZM102 170L104 171V172H102ZM127 170V172H129ZM133 170H135V171H133ZM49 171V172H48ZM99 171V172H98ZM108 171V172H107ZM115 171V172H114ZM139 173H138V172ZM140 171L141 172H143V175H142V173H140ZM12 172V173H11ZM52 173L53 172V175H54V177H50L51 176V174H48V173ZM83 172V173H82ZM91 172V173H90ZM5 173H6V175H5ZM23 173V172H22ZM24 173H23V175H24ZM43 173H44V175L46 174H48V176L47 177H49V179L48 178H46L45 176H44V179H43ZM68 173V174H67ZM77 173H80V174H82L81 176L80 175H76ZM86 173V174H85ZM93 173V174H92ZM99 175H97V174ZM100 173H102L103 175H104V173H105V175H107V173H108V175L106 176V179H105V177H103V175L101 176V174ZM69 174L70 175H72L71 177L69 176ZM95 174V175H94ZM122 174V175H121ZM145 174V175H144ZM26 175H24V176H26ZM41 175V176H40ZM50 175V176H49ZM61 175H63V179H61L62 178V176ZM86 175V176H85ZM97 175V176H96ZM104 175V176H105ZM117 175H119L118 177H119V181L121 182H119L118 181V179H117ZM14 178H13V177ZM20 177H21V174L19 175ZM37 176L39 177H42L41 179L40 178H37ZM56 176H60V177H56ZM64 176L65 177H67L68 176V178H64ZM83 176H85V178L87 179H83L84 181L82 182L81 181V178H83ZM112 176V177H111ZM122 176V177H121ZM124 176V177H123ZM1 177H0V179H1ZM17 177V178H16ZM30 177L33 179V180H31L30 179ZM79 178V180H78V178ZM92 179L91 181H90V179ZM116 177V178H115ZM128 177H131V178H128ZM16 178V179H15ZM34 178L36 179V185H37V188H36V190L38 191V188H39V195L37 196V191L36 190H33V189H35V185H33V183L35 184V182H33L32 184H31V182L32 181H35L34 180ZM50 178H52V179H50ZM55 178V179H54ZM70 178H72V180L70 179ZM76 179V181L73 183V179ZM97 178H100V179H97ZM124 178V180L125 181H121L120 179H123ZM15 179V180H14ZM29 179L31 180L30 182H29ZM37 179H38V181H37ZM39 179H40V182H39ZM47 179V180H46ZM54 179V180H53ZM57 179V180H56ZM69 180V182H68V180ZM94 179L96 180V183H95V181H94ZM105 179V180H104ZM131 179H132V181H131ZM2 180H3V178H2ZM3 180V181H4ZM12 180L14 181V182H12ZM27 180H28V182H29V185H28V189H26V185L28 184V182H27ZM43 180H44V183L46 182L47 183V181H49L48 182V184L49 183H51V182H53L54 183V181L55 182H58V180L60 181L61 180V182L60 183H57L58 185H61V187H60V189H59V187L58 188H56L55 190L57 191V192H60V191H64V189H66V188H64V187H67V189L64 191V193H65V197H64V199H59V200H55L56 198L58 199V195H59V193H57L55 190H54V192L52 191L53 190V188H54V184L53 183H51L50 185H52L53 184V186L51 187V186H49L48 184V186H46V187H43L42 185H44V184H42L41 182H43ZM53 180V181H52ZM72 182H71V181ZM77 180H78V182H80V183H78L77 182ZM100 180V181H99ZM102 180V181H101ZM107 180H109V181H107ZM134 180V181H133ZM141 180H143V183L141 182ZM16 181H17V183L18 184H21V185H18L17 183H16ZM51 181V182H50ZM87 181H89V182H91V184H89V187H86V186H88V184H86L85 185V183L84 182H87ZM107 181V182H106ZM110 181H111V183H110ZM130 182V183H128V182ZM136 181V182H135ZM11 182L14 184V186H13V184H11ZM27 182V183H26ZM105 182V183H104ZM125 184H124V183ZM139 182V183H138ZM146 182V183H145ZM24 183H25V185H24ZM40 183V184H39ZM63 183H65V185L63 184ZM76 183H77V185H81V183L83 184L82 186H79V188H80V190L78 189V186L76 185ZM95 183V184H94ZM134 183V184H133ZM143 185H141V184ZM6 186H5V185ZM17 184V185H16ZM42 184V185H41ZM63 184V185H62ZM98 184V185H97ZM107 184V185H106ZM126 184L129 186V184H133V187L131 186V188H132V190H131V188L129 189V188H127L128 186H126ZM146 184V186L144 187V185ZM1 185H2V188H1ZM25 187V189H26V191L23 193L22 191H23V186ZM33 185V187L34 188H32V190H31V188H29V187H31ZM70 185H71V187H70ZM72 185H73V187H72ZM74 185L76 186V187H74ZM104 185V186H103ZM112 185V187H110V186ZM124 185H125V187H126V192H127V194H126V192H123L124 190H125V187H124ZM20 186H22V188L20 187ZM40 186V187H39ZM64 186V187H63ZM92 186H93V188H92ZM99 186V187H98ZM114 186H116V188H114ZM118 186H120V189H119V187ZM137 186V187H136ZM139 186V187H138ZM7 187L8 188H12V189H10L11 191H9L8 189H7ZM16 187H18L17 189H15ZM43 187V188H42ZM48 187V188H47ZM51 187V188H50ZM81 187H82V189H81ZM88 189V190H85L86 188ZM95 187V188H94ZM101 187V188H100ZM104 187V188H103ZM106 187V188H105ZM118 187V188H117ZM135 187H136V190H135ZM68 188L71 190V189H73V190H71V191H69L68 190ZM78 190H77V189ZM109 188H111V190L109 189ZM122 188H124V190L122 189ZM140 188V189H139ZM6 189V190H5ZM20 189H22V190H20ZM44 189H46L49 193L48 194H50L49 196H50V198H48V200L49 201H43V199H39V197H43L44 195H42V193L43 194H47L46 192L44 193ZM50 189V190H49ZM52 189V190H51ZM84 189V192L86 193H83L82 194V190ZM91 189V190H90ZM101 189H103V191L105 192H103L102 193V191H101ZM108 189V192H106V190ZM118 189V190H117ZM128 189V190H127ZM137 189H139L140 191H138ZM142 189H144V190H142ZM5 190V193H3V191ZM12 190H15L14 192L12 191ZM16 190H18V191H16ZM27 190H28V193H27ZM30 190V191H29ZM44 190V191H43ZM96 190V191H95ZM113 190H115V192L113 191ZM130 190H131V192H130ZM21 191V192H20ZM33 191V192H32ZM41 191H42V193H41ZM52 191V192H51ZM68 193H67V192ZM99 192V193H102V195L100 194V196L101 197H98L99 196V194H97L96 192ZM113 191V192H112ZM118 191H120V193L118 192ZM137 191V192H136ZM143 191V192H142ZM6 192L7 193H9L8 195L6 194ZM13 192V193H12ZM17 192H19V193H17ZM30 192H32V193H30ZM70 192H71V194H70ZM75 192V193H74ZM89 192H90V194H89ZM112 192V195L110 194ZM120 194V195H118V193ZM142 193V195L143 196H137V195H134V193L135 194H141ZM12 193V194H11ZM73 193H74V195H73ZM88 193V194H87ZM3 194H5V195H3ZM16 194V195H15ZM20 195V194H24L25 196H26V199H27V203L25 202V196H24V198H22L23 196H18V195ZM27 194V195H26ZM28 194H30V195H28ZM33 196H32V195ZM35 194V195H34ZM55 195V197H51V196H54ZM93 194H95V195H93ZM96 194H97V197H96ZM7 195V196H6ZM73 197V198H71L72 200H74L76 203H78V204H76V203H74L73 201H70V198L68 197ZM114 195H116L118 198H120V199H118V198H116ZM6 196V197H5ZM13 196V197H12ZM14 196L16 197V199L14 198ZM46 196V195H45ZM48 195H47V197H49ZM97 198H95V197ZM103 196H106V197H103ZM108 196H110V197H113L112 199L109 197L108 198ZM120 196V197H119ZM9 197V198H8ZM30 197V198H29ZM31 197H33V198H35V199H38L39 200V213L38 212H35L34 211V209H32L31 207H30V199H31ZM47 197H43L44 199H47ZM59 197H60V195H59ZM128 197H129V199H128ZM136 197H138L137 199H136ZM8 199V202L6 203L5 201H6V199ZM12 198L14 199L13 201H11V202H13L14 204H16V205H20V204H18V203H21V205L20 206H16L15 207V209L17 208V209H19L20 207H22V209L20 208L19 210H17L16 209V211H13L14 210V204L13 203H11L10 202V200H12ZM68 198V199H67ZM10 199V200H9ZM96 199V200H95ZM99 199V200H98ZM102 199V200H101ZM109 199V200H108ZM111 199V200H110ZM115 199H118V200H120V201H118V200H116L117 201V203L116 202H114L115 201ZM133 199V200H132ZM135 199V200H134ZM16 200V201H15ZM21 200H23V202H21ZM42 200V201H41ZM50 200H51V202H54V203H51L50 202ZM67 200V201H66ZM16 203H15V202ZM18 201H20V202H18ZM62 201V202H61ZM70 201V202H69ZM84 201H89L90 202V207H85V205H84ZM106 201V202H105ZM111 201H113V203H110ZM131 201V202H130ZM48 204V206L47 205H45L46 203ZM58 203H60V205L58 204ZM74 203V204H73ZM107 203V204H106ZM115 203V204H114ZM3 204H5V205H3ZM8 204V205H7ZM10 204V205H9ZM11 204H12V206H11ZM25 204V205H24ZM50 204V205H49ZM64 205L63 207L61 206V205ZM14 205V206H13ZM27 205V206H26ZM69 205V206H68ZM74 205H76V207L74 206ZM102 205V206H101ZM107 205H113L112 207L111 206H107ZM80 206V207H79ZM4 207H6L7 209L5 210L4 209ZM10 207V208H9ZM25 207V208H24ZM65 207H66V209H68L67 211L65 210ZM70 207V208H69ZM71 207H73L75 210L73 211V208H71ZM108 207V208H107ZM76 208H78V209H76ZM100 208V209H99ZM102 208V209H101ZM27 209V210H26ZM69 209H70V213H69ZM91 209V210H90ZM98 209V210H97ZM106 209V210H105ZM107 209H108V211H107ZM12 210V211H11ZM90 210V211H89ZM95 210L96 211H98V213L99 214H97V213H95ZM8 211V212H7ZM28 211V212H27ZM92 211H94V212H92ZM103 211H104V213H103ZM4 214H6V215H3V213ZM6 212V213H5ZM9 212H11V213H14V212H16L15 214H14V216H12L13 214H11V213H9ZM79 212H81V214L79 213ZM106 212H107V214H106ZM24 213V214H23ZM26 213H28L30 216L27 218L26 216L28 215H26ZM78 213V214H77ZM84 213V214H83ZM102 213V214H101ZM67 214H69V216L67 215ZM77 214V215H76ZM100 214H101V217H100ZM108 214H109V216H108ZM22 215H24V216H22ZM80 217H79V216ZM82 215H84V217L82 216ZM85 215H87L86 217H85ZM125 215V218H123V216ZM6 216V217H5ZM22 216V217H21ZM34 216V217H33ZM96 216H97V218H96ZM104 216V217H103ZM118 216V217H117ZM7 217V218H8ZM73 217H75L74 219H73ZM77 217V218H76ZM81 217H83L82 219H81ZM90 217V218H89ZM103 217V218H102ZM113 217V218H112ZM114 217H115V219H114ZM37 218H35L36 220H38ZM87 218V219H86ZM88 218L90 219V221H86V220H88ZM93 218V219H92ZM94 218H96L95 220L96 221H94L93 222V220H94ZM108 218H109V220H111V221H109L108 220ZM119 218V219H118ZM120 218H122V222H121V219ZM80 219V220H79ZM99 219H100V221H99ZM71 220V221H70ZM74 220V221H73ZM22 221H23V219H22ZM29 223H28V222ZM85 221V222H84ZM105 223H107V224H105ZM115 221H117V222H115ZM124 221V222H123ZM73 222V224H71ZM88 222H89V224H88ZM90 222L91 223H94V225H92V224H90ZM98 224H97V223ZM74 223L77 225V223L80 225V227H82L81 228V230H80V232H78L79 231V229L78 228H80L78 225H77V229H75L74 228V230H73V226H76V225H74ZM85 223H87L86 224V227L87 228H85L84 226H82V225H84ZM99 223H100V226H102V227H100L99 226ZM116 223V224H115ZM117 223H120L119 225L117 224ZM125 223V224H124ZM29 224V225H28ZM96 224V225H95ZM103 224H104V226H103ZM108 224H109V226H108ZM1 225V224H0ZM92 225V226H91ZM21 226V227H22ZM35 226V227H34ZM89 226V227H88ZM94 226H96V227H94ZM112 226L113 227H115V230H116V227H118V226H120V227H118V229L116 230L117 232H115V230H114V228H112ZM19 227V229H20V226H18ZM33 227V228H32ZM99 227V231H95V229L94 228H98ZM123 229H122V228ZM84 228H85V230H84ZM103 230H102V229ZM144 228H146V226L144 227ZM143 228V230H141V235H140V239H139V247H140V251H143V253L142 252H140L141 254H140V260H138L139 262H137V261H135L134 263H131L130 261V264H149V262H148V259H147V255H146V252H147V244H148V240H147V237L145 236L146 235V230H147V228L146 229H144ZM83 229V230H82ZM93 229H94V231H93ZM101 229V230H100ZM104 229H105V231H104ZM106 229H107V231L109 232H111V234L110 235H112L113 236V238L110 236V235H108L107 233V231H106ZM111 229V230H110ZM121 229V230H120ZM78 230V231H77ZM91 232H90V231ZM33 231V230H32ZM34 231H36V228L34 229ZM74 231V232H73ZM75 231H77L78 233H80V234H78L77 232H75ZM119 231H121V232H119ZM146 231V232H145ZM98 232H100V234L98 233ZM105 232H107V233H105ZM112 232H114V233H117V234H119V235H116V234H114V233H112ZM145 232V233H144ZM32 233V232H31ZM75 233H77L80 237H78ZM81 233H83V234H81ZM90 234V237H94V238H92L93 240H90V239H87V236ZM98 233V234H97ZM108 237V238H106V236L104 235V234ZM92 234V235H91ZM123 234H124V236H123ZM74 235H76V236H74ZM101 235V236H100ZM114 235H116V237L114 236ZM73 236L74 237H78V238H75V239H77V241L76 240H73L72 238H73ZM118 236V237H117ZM123 236V237H122ZM99 237V238H98ZM142 237H144L145 239H143ZM98 239V241H96V239ZM103 238H105V239H103ZM112 238V240L113 239H115V241L113 240V241H111L110 239ZM116 238H118V239H116ZM120 238V239H119ZM87 240L88 242H85V240ZM107 239H109V241H106ZM125 239V240H124ZM143 239V240H142ZM95 240V241H94ZM99 240H100V242H99ZM119 240V241H118ZM121 240V241H120ZM29 241L31 242V240L29 239ZM29 241H28V245L30 246L31 245V247L33 246V244L32 243H29ZM69 241H70V246H69ZM72 241V242H71ZM73 241H76L75 243L73 242ZM81 241H84V242H81ZM105 241V242H104ZM123 241H125L124 243H122ZM143 241V242H142ZM19 242V241H18ZM120 242V243H119ZM140 242H141V244H143V246L141 245L140 246ZM41 243V244H40ZM43 243V244H42ZM45 243H46V245H47V248L49 249H47L46 248V245H45ZM72 243H73V245H72ZM79 243H80V247L79 248H77L78 246H79ZM87 243V244H86ZM96 243V244H95ZM99 243H101V244H99ZM115 245V243H116V245H115V248H114V245ZM126 243V244H125ZM15 244L16 245H19L20 244V242L19 243H16V241L14 242V244L12 245V246H15ZM83 244V245H82ZM91 244V245H90ZM92 244H93V247H92ZM104 244H106L105 246H104ZM112 244V245H111ZM119 244H121V245H119ZM123 244V245H122ZM35 245L33 246V249H35ZM37 245H40V246H37ZM42 245V246H41ZM45 245V246H44ZM86 245H88L89 246V248H94L95 247V245H97L95 248H98V249H96V252H94V249H93V252L91 253L92 254V256H90L91 254H90V250L88 249V246L87 247H85ZM103 245V246H102ZM107 245H109L108 247H107ZM40 247V248H39ZM51 247H52V249H51ZM66 247H68V249L66 248ZM71 247V248H70ZM75 247V248H74ZM82 247V248H81ZM100 247H101V249H100ZM103 247V248H102ZM118 247H120V248H118ZM106 248H110V250H111V253L113 252L114 253V255H113V253H112V260L111 261H109V260H104L103 258H105V259H108V255L106 256V254H107V252L105 251V249ZM118 248V249H117ZM146 250H145V249ZM45 249V250H44ZM73 249V250H72ZM80 249V250H79ZM114 249V250H113ZM40 250H43L44 252L45 251H47V254L48 255H50V258H49V256L46 254V252H45V254H44V252H39ZM50 250H51V252H53V251H55V252H53V253H51V254H49V252H50ZM86 250V251H85ZM97 250H98V254H97ZM58 251V252H57ZM90 251V252H89ZM115 251H117V252H115ZM57 252V253H56ZM82 252V253H81ZM89 252V253H88ZM105 254V256H103L104 254ZM121 252V253H120ZM31 253H33V255L31 254ZM56 253V254H55ZM59 253H60V255H59ZM61 253H63V256H61ZM77 253V254H76ZM79 253V254H78ZM102 255H101V254ZM28 254H29V256H28ZM35 254V255H34ZM41 254H43L42 256H39V255H41ZM55 254V255H54ZM68 256H67V255ZM74 254V255H73ZM86 254V255H85ZM53 255V256H52ZM64 255H65V257H64ZM72 255V256H71ZM75 255L77 256V257H79V258H76L75 257ZM90 257V259H89V257ZM119 255V256H118ZM121 255V256H120ZM27 256L29 257V258H27ZM45 256H47V257H45ZM57 256H58V258H59V256L61 257V258H63L62 260L61 259H58L57 258ZM83 257V258H80V257ZM87 256V257H86ZM96 256V257H95ZM99 256L101 257V258H99ZM44 257V259H42ZM97 258V260H95V258ZM114 257V258H113ZM7 258V257H6ZM5 257L3 258L4 259V261L3 262H5V259H6ZM37 258V259H36ZM40 258V259H39ZM48 258V259H47ZM55 258V259H54ZM67 258H69L68 260H66ZM75 258L77 259V261L75 260ZM92 258V259H91ZM100 259V261H99V259ZM122 260H121V259ZM47 259V260H46ZM58 259V260H57ZM74 259V260H73ZM79 259V260H78ZM22 260V261H21ZM53 260H55V261H53ZM60 260V261H59ZM71 260V261H70ZM73 260V261H72ZM94 260V261H93ZM28 261V262H29ZM49 261V262H48ZM62 261V262H61ZM63 261H65V262H63ZM110 263H109V262ZM115 261V262H114ZM74 262V263H73ZM81 262V263H80ZM96 262V263H95ZM100 262V263H99ZM106 262V263H105ZM42 264V263H41ZM123 264V263H122ZM129 264V263H128Z\"/></svg>",
	"mask_w": 264,
	"mask_h": 264
},
{
	"label": "bare ground",
	"instance_id": "3",
	"mask_svg": "<svg viewBox=\"0 0 264 264\" xmlns=\"http://www.w3.org/2000/svg\"><path fill=\"white\" fill-rule=\"evenodd\" d=\"M1 1H2V0H1ZM19 1H20V5H21V4H22V3H21L22 0H19ZM24 1H25V0H24ZM27 1H28V0H27ZM29 1H30V0H29ZM29 1H28V2H29ZM31 1H32V0H31ZM46 1H47V0H46ZM46 1H45V2H46ZM72 1H73V0H72ZM77 1H78V0H77ZM80 1H81V0H80ZM86 1H87V0H86ZM90 1H91V0H90ZM100 1H101V0H100ZM104 1H105V0H104ZM104 1H103V4H106V1H105V2H104ZM110 1H111V0H110ZM110 1H109V3H110L111 5L114 4V2H115V6H114V7L118 9V15L120 16L123 12H119V10H120L119 8H122L121 6H124V5L126 6V4H124V2H123L122 0H113L114 2H112V1L110 2ZM116 1H118L119 4L121 3V4H120L121 6L117 5V6H118V7H117V6H116V3H117ZM124 1H125L126 3H127V1H129L130 3H132L133 6H134L133 3H135V5H137V8H134L135 6H134V7L131 6L132 8H134V10H133L132 8L130 9V7H129V9H128V7H127L128 10H127V9L124 10V9H123L124 7L122 8L123 11H125V12H126V11L129 12L130 10H131V14L134 12V14L136 15V16H134V18H137V19L139 18V21H140L141 18H142L143 20H144V19L149 20V19H151V17H152V19L155 20L154 18H155V16H156V14H155L154 18H153L152 15H149V17H150V18L148 17L149 19L146 18L147 15L145 14V12H146L145 7H146V5H147V6H148V5H149V6L155 5V6H156L157 3H158L157 0H124ZM158 1H159V0H158ZM180 1H181V0H180ZM183 1H184V0H183ZM185 1H186V0H185ZM4 2H5V1H4ZM33 2H34V1H33ZM37 2H39V1H37ZM42 2L44 3V1H41V4H42ZM47 2H48V1H47ZM64 2H65V1H64ZM64 2H63V3H64ZM66 2H67V1H66ZM87 2H88V1H87ZM91 2H92V1H91ZM97 2H99V0L95 1L94 3H97ZM107 2H108V1H107ZM160 2H161V1H160ZM187 2H188V0H187ZM9 3H10V2H9ZM12 3H13V2H12ZM14 3H15V2H14ZM16 3H17V5L19 4L18 2H16ZM26 3H27V2H26ZM54 3H55V2H54ZM58 3H59V2H58ZM61 3H62V1H61ZM61 3H60V4H61ZM63 3H62V4H63ZM73 3H75V2H73ZM78 3L80 4V2H78ZM82 3H83V2H82ZM109 3H108V5L106 4V6L104 5L107 9H108L109 7H111ZM181 3H182V2H181ZM1 4H2V2H1ZM23 4H24V3H23ZM27 4H29V3H27ZM31 4L33 5L32 2H31ZM69 4H70V3H69ZM69 4H68V5H69ZM99 4H100V2L98 3V5H99ZM123 4H124V5H123ZM127 4H128V3H127ZM158 4H159V3H158ZM179 4H180V3H179ZM183 4H184V3H183ZM183 4H182V5H183ZM186 4H187V3H186ZM4 5H5V4H4ZM4 5H3V6H4ZM8 5H9V4H8ZM24 5H25V4H24ZM48 5L50 6V8L52 7L50 4H48ZM64 5H65V4H64ZM84 5H85V4H84ZM88 5H89V4H88ZM91 5H92V4H91ZM129 5H130V4H129ZM129 5H128V6H129ZM0 6H1V5H0ZM9 6H10V5H9ZM9 6H7V7L9 8ZM21 6H22V5H21ZM26 6H27V5H26ZM29 6H30V5H29ZM35 6H36V4H35ZM35 6H34V7H35ZM38 6H39V5H38ZM42 6H44V4H42ZM49 6H48V7H49ZM57 6H58V5H57ZM60 6H61V5H60ZM85 6H86V5H85ZM92 6H93V5H92ZM100 6L103 7V5H99V6H97V4H96V8L98 7L97 10L100 8ZM107 6H109V7H107ZM149 6H148V8H149ZM183 6L185 7V5H183ZM14 7H15V6H14ZM27 7H28V6H27ZM30 7H31V6H30ZM36 7H37V6H36ZM40 7H41V6H40ZM61 7H63V8H60V7H59V8L62 9V10L65 12V9H64L65 6H61ZM78 7H79V6H78ZM88 7L91 8L90 6H88ZM88 7H86L87 10H88ZM112 7H113V6H112ZM112 7H111V9H112ZM114 7H113V8H114ZM0 8H1V7H0ZM10 8H11V7H10ZM10 8H9V9H10ZM18 8H19V6H18ZM31 8H32V7H31ZM31 8H30V9H31ZM37 8H38V7H37ZM41 8H42V7H41ZM44 8H45V7H44ZM50 8H48V10H49ZM53 8H54V7H52V9H53ZM80 8H81V7H80ZM84 8H85V7H84ZM86 8H85V9H86ZM115 8H114V9H115ZM148 8H147V9H148ZM20 9H21V8H20ZM52 9H51V10H52ZM56 9H58V8H56ZM81 9H82V8H81ZM104 9H105V8H104ZM111 9L109 8L110 11H111ZM150 9L152 10L151 7H150ZM156 9H157V7H156ZM11 10H12V9H11ZM11 10H10V11H11ZM24 10H28V11H29V8H28V9L26 8V9H24ZM31 10H32V9H31ZM44 10H45V9H44ZM148 10H149V9H148ZM148 10H147V11H148ZM153 10H155V9L153 8ZM0 11H1V10H0ZM2 11H3V9H2ZM19 11H20V10H19ZM19 11H18V12H19ZM21 11H23V9H21ZM21 11H20V12H21ZM36 11H37V9H36ZM36 11H35V12H36ZM39 11H40V10H39ZM41 11H42V10H41ZM41 11H40V12H41ZM105 11H106V10H105ZM155 11L157 12V10H155ZM3 12H4V11H3ZM8 12H9V10H8ZM12 12H13V10L11 11V13H12ZM14 12H16V11H14ZM23 12H25V11H23ZM32 12H33V10H32ZM40 12H39V15H41ZM77 12H78V11H77ZM79 12L81 13L80 10H79ZM83 12H86V11L83 10ZM93 12H94V11H93ZM96 12H97V11H96ZM112 12L115 14V12H114L113 10H112ZM112 12H111V13H112ZM125 12H124V13H125ZM127 12H126V13H127ZM148 12H149V11H148ZM151 12H152V11H151ZM9 13H10V12H9ZM27 13H28V12H27ZM27 13H26V14H27ZM108 13H109V12H108ZM108 13H107V11H106V14H108ZM113 13H112L113 16H115V15L117 14V13H116V14L114 15ZM120 13H121V14H120ZM124 13H123V14H124ZM129 13H130V12H129ZM146 13H147V12H146ZM152 13H153V15H154V12H152ZM4 14H5V13H4ZM16 14H17V12H16ZM21 14H22V12H21ZM29 14H30V13H29ZM50 14H51V12H50ZM55 14L57 15L58 13L56 12ZM78 14H79V13H78ZM89 14H90V13H89ZM92 14H94V13H91L90 15L93 16ZM106 14H105V15H106ZM123 14H122V15H123ZM134 14H132V15H134ZM148 14H149V13H148ZM0 15H1V13H0ZM8 15H9V14H8ZM23 15H24V14H23ZM35 15H36V17H37V13H35ZM44 15H45V14H44ZM65 15H66V14L64 13L63 16H65ZM68 15H70V14L68 13ZM97 15H98V14H97ZM103 15H104V14H103ZM122 15H121V16H122ZM125 15H126V14H124L123 16H125ZM128 15H129V14H128ZM132 15H130V16H132ZM144 15H146V16H144ZM5 16H6V15H5ZM10 16H11V14H10ZM10 16H9V17H10ZM20 16H21V15H20ZM24 16H25V15H24ZM48 16H49V15H48ZM53 16H54V15H53ZM58 16H59V15H58ZM60 16H61V15H60ZM78 16H80V14H79ZM82 16H83V15H82ZM94 16H95V15H94ZM94 16H93V17H94ZM109 16H111V15H109ZM113 16H111V17H112L111 20L113 19ZM121 16H120V17H121ZM9 17H8V18H9ZM13 17H14V16H13ZM40 17H41V16H40ZM49 17H50V16H49ZM61 17H62V16H61ZM87 17H89L88 14H87ZM106 17H107V16H106ZM126 17H127V16H125V18H126ZM8 18H4V20H6V19H7V20H9V19L12 20V17H10L9 19H8ZM32 18H34V17L30 16V19H31V20H32ZM38 18H39V16L37 17V20H39V19L41 20L42 17L39 18V19H38ZM77 18H78V17H77ZM79 18H81V17H79ZM91 18H92V17H91ZM109 18H110V17H109ZM121 18H122V17H121ZM125 18H122V19H125ZM130 18H131V17H130ZM132 18H133V17H132ZM2 19H3V18H2ZM21 19L23 20V17H22V16H21ZM30 19H29V20H30ZM44 19H45V17H44ZM44 19H43V20H44ZM46 19H47V18H46ZM55 19H56V16H55ZM62 19H63V18H62ZM67 19H69V18H67ZM86 19H87V22H88V21H89L88 18H86ZM115 19H116V16H115ZM118 19H119V18H118ZM128 19H129V18L127 17V21L130 22V19H129V20H128ZM137 19H136V20H137ZM152 19H151V20H152ZM10 20H9V21H10ZM19 20H20V18H19ZM19 20H18V21H19ZM29 20L27 19V21H29ZM33 20H34V19H33ZM40 20H39V21H40ZM65 20H66V18H65ZM95 20L97 21V19H95ZM102 20H103V17H102ZM102 20H101V21H102ZM104 20H105V19H104ZM133 20H134V19H133ZM133 20H132V21H133ZM147 20H146V21H147ZM151 20H149V22L147 21V23L145 22L146 26H148L149 23H152V24L155 23V22H154V23L151 22ZM39 21H37V22H38L37 24H39ZM54 21H55V20H54ZM76 21H78V19L75 20V22H76ZM83 21H85V20H83ZM83 21H81V22H83ZM92 21H93V20H92ZM109 21H110V19H109ZM122 21H123V20H122ZM134 21H135V20H134ZM134 21H133V22H134ZM24 22H26V21L24 20ZM29 22H30V21H29ZM42 22L44 23V21H42ZM59 22H60V21H59ZM72 22H73V21H72ZM75 22H74V23H75ZM78 22H79V21H78ZM125 22H126V21H125ZM9 23H10V22H9ZM20 23H21V22H20ZM31 23H32V22H31ZM34 23H35V22H34ZM34 23H33V24H34ZM43 23H42V24H43ZM47 23H48V22H47ZM52 23H54V22L51 21V24H52ZM60 23H61V22H60ZM65 23H66V21H65ZM70 23H71V21H70ZM93 23H95V25H96L97 22H93ZM104 23H105V21H104ZM135 23H136V22H134L133 24L135 25ZM137 23H138V22H137ZM7 24H8V23H7ZM18 24H19V22H18ZM24 24H25V23H24ZM37 24H36V25H37ZM44 24H45V23H44ZM48 24H49V26H50V23H48ZM66 24H67V23H66ZM68 24H69V23H68ZM72 24H73V23H72ZM72 24H70V25H72ZM97 24H98V23H97ZM99 24H100V23H99ZM127 24H128V23H127ZM131 24H132V23H131ZM131 24H129V25H131ZM143 24H144V22H143ZM143 24H140V25H143ZM145 24H144V25H145ZM25 25H26V24H25ZM29 25H30V24H29ZM46 25H47V24H46ZM62 25H63V23H62ZM75 25H76V23H75ZM75 25L73 24V26H74L76 29H78L77 27H78L79 25H78V26H77V25L75 26ZM83 25H84V24H83ZM105 25H106V24H105ZM108 25H110L109 22H108ZM144 25H143V26H144ZM9 26L12 27L11 24H9ZM20 26H22V25L20 24ZM26 26H28V25H26ZM26 26H25V27H26ZM53 26H54V25H53ZM68 26H69V25H68ZM81 26H82V25H81ZM84 26H85V25H84ZM93 26H94V25H93ZM96 26H97V25H96ZM100 26H101V25H100ZM103 26H104V25H103ZM127 26H128V25H127ZM135 26H136V25H135ZM149 26H151V24H150ZM10 27H9V28H10ZM16 27H17V26H16ZM45 27H46V26H45ZM50 27H51V26H50ZM54 27H55V26H54ZM74 27H73V28H74ZM79 27H80V26H79ZM94 27H95V26H94ZM108 27H109V26H108ZM137 27H138V25H137ZM151 27H152V26H151ZM17 28H18V27H17ZM19 28H20V27H19ZM32 28H33V27H32ZM32 28H31V29H32ZM59 28H60V27H59ZM63 28H64V27H62V29H63ZM66 28H67V27H66ZM73 28H70V26H69V29H71V30H70L71 32H72V29H73ZM75 28H74V29H75ZM82 28H83V30L85 29V30H87V31L89 32V29H90L91 27L88 28V29H86V28H84V27L82 26ZM96 28H97V27H96ZM96 28H94V30H96ZM125 28H126V27H125ZM127 28H128V27H127ZM144 28H145V26H144ZM152 28H156V27H154V25H153ZM15 29H16V28H15ZM41 29H42V27H41ZM41 29H40V31H42ZM56 29H57V28H56ZM74 29H73V30H74ZM102 29H103V28H102ZM102 29H100V27H99V30H100L99 32H100V33H102V32H101ZM128 29H129V28H128ZM138 29H139V27L137 28V30H138ZM141 29H142V28H141ZM148 29H149V28H148ZM2 30H4V29H3V28H0V32H1ZM44 30H45V29H44ZM50 30L52 31L53 29L50 28ZM94 30H93V28H92V32H93ZM144 30H145V29H144ZM9 31H11V30H9ZM29 31H30V30H29ZM31 31H32V30H31ZM48 31H49V30H48ZM56 31L58 32V30H56ZM60 31H61V29H60ZM75 31H76V30H75ZM81 31H82V30H81ZM103 31H104V30H103ZM124 31H125V30H124ZM139 31H140V29H139ZM139 31H138V32H139ZM142 31H143V30H142ZM142 31L139 32V33H141V34L144 36V38H145L146 34H147L148 36H149V34H151V33L148 34L147 32H146V34H143L144 32H142ZM147 31H148V30H147ZM149 31L151 32L150 29H149ZM149 31H148V32H149ZM153 31L156 32V29L153 30ZM4 32H5V31H3V33H4ZM62 32H63V31H62ZM67 32H69V31H67ZM73 32H74V31H73ZM73 32H72V34H73ZM78 32H79V29H78ZM104 32H105V31H104ZM127 32H128V31H127ZM3 33H1V34H3ZM11 33H13V35L15 36L14 31H13V32L11 31ZM45 33H46V32H45ZM45 33H44V34H45ZM52 33H53V31H52ZM63 33H66V32H63ZM74 33H75V32H74ZM83 33H84V31H83ZM94 33H96V32L94 31ZM136 33H137V32H136ZM139 33H137V34H139ZM16 34H17V33H16ZM18 34H19V33H18ZM39 34H40V33H39ZM47 34H48V36H50L48 32H47ZM56 34H57V33H56ZM66 34H67V33H66ZM69 34H70V33H69ZM77 34H78V33H77ZM84 34H85V33H84ZM86 34H87V32H86ZM92 34H93V33H92ZM96 34H98V33H96ZM141 34H140V35H141ZM152 34L154 35L155 33L152 32ZM152 34H151V35H152ZM156 34H157V33H156ZM4 35H5V33H4ZM7 35L9 36V38L12 36V35L10 34V32H9ZM10 35H11V36H10ZM20 35H21V34H20ZM24 35H25V34H24ZM33 35H34V34H33ZM81 35H82V37H83V34H82V33H81ZM81 35H80V36H81ZM140 35H138V36L140 37ZM5 36H6V35H5ZM22 36H23V34H22ZM40 36H41V34H40ZM67 36H68V38H69V35H67ZM70 36H71V35H70ZM77 36L79 37V35H77ZM16 37H17V36H16ZM18 37H20V36H18ZM23 37H24V36H23ZM27 37H28V36H27ZM44 37H46V36L44 35ZM55 37H56V36H55ZM60 37L62 38L61 35H60ZM72 37H73V36H72ZM129 37H130V35H129ZM150 37H151V36H150ZM6 38L8 39V37H6ZM38 38H39V37H38ZM50 38H51V37H50ZM61 38L59 39V41L61 40ZM116 38H117V36H116ZM140 38H141V37H140ZM140 38H139V39H140ZM146 38L148 39V37H146ZM180 38H181V37H180ZM183 38H184V37H183ZM3 39L6 40L5 38H3ZM10 39H12V38H10ZM10 39H9V41H11ZM15 39H16V38H15ZM39 39H40V38H39ZM39 39H37V40H39ZM42 39L44 40V38H42ZM47 39H48V38H47ZM69 39H70V38H69ZM73 39H74V38H73ZM73 39L71 38V40H73ZM127 39L130 40V38H127ZM150 39H151V38H150ZM16 40H17V39H16ZM18 40H19V39H18ZM21 40H22V39H21ZM24 40H25V39H24ZM26 40H27V38H26ZM26 40H25V41H26ZM63 40H64V38H63ZM77 40H79V39L77 38ZM77 40H76V41H77ZM81 40H82V39H81ZM81 40H80V41H81ZM83 40H84V39H83ZM83 40H82V41H83ZM140 40H141V39H140ZM7 41H8V40H7ZM7 41H6V42H7ZM12 41H13V40H12ZM12 41H11V42H12ZM19 41H20V40H19ZM22 41H23V40H22ZM28 41H29V40H28ZM50 41H51L52 43H54L52 40H50ZM64 41H65V40H64ZM74 41H75V39L73 40V42H74ZM82 41H81V42H82ZM142 41H143L144 43H143ZM151 41H152V39H151ZM0 42L2 43V42H5V41H0ZM6 42H5V44H7ZM11 42H9V43H11ZM26 42H27V41H26ZM44 42H45V40H44ZM48 42H49V41H48ZM56 42H57V41H56ZM60 42H61V41H60ZM60 42H59V43H60ZM67 42H69V41H67ZM70 42H71V41H70ZM141 42H142V44H145V42H146L147 45H148V43H149L148 40L145 41V39H144V40H141ZM152 42H153V41H152ZM16 43H17V42H16ZM32 43H33V42H32ZM45 43H46V42H45ZM61 43H62V42H61ZM128 43H129V42H128ZM153 43H154V42H153ZM2 44H3V43H2ZM11 44H12V43H11ZM17 44H18V43H17ZM62 44H63V43H62ZM69 44H70V43H69ZM80 44H81V43H80ZM181 44H183V43H181ZM3 45H4V44H3ZM3 45H2V46H3ZM23 45H24V44H23ZM43 45H44V44H43ZM47 45H48V43H47ZM50 45H52V44L50 43ZM53 45H54V44H53ZM65 45H66V44H65ZM71 45H73V48H71L72 46H70V45H66V46H68V47L70 46L71 49L68 48V49L70 50V53H71V50H73L74 47H77L79 44H78L77 46H74V45H76V43H75V44H74V43H73V44L71 43ZM149 45H150V44H149ZM149 45H148V46H149ZM183 45H184V44H183ZM7 46H8V44H7ZM7 46H6V47H7ZM9 46H10V45H9ZM12 46H13V44H12ZM30 46H31V45H30ZM39 46H40V49H42V48L44 47V48H43L44 51L47 50V49H45V48H47V47H45V45H44V46H41V44L39 43ZM57 46H58V45H57ZM59 46H60V45H59ZM128 46H129V45H128ZM148 46H147V48H148ZM150 46H153V45H150ZM184 46H186V45H184ZM4 47H5V45H4ZM4 47H3V48H4ZM41 47H42V48H41ZM60 47H62V46H60ZM79 47H80V46H79ZM131 47H132V46H131ZM145 47H146V44H145ZM179 47H180V46H179ZM187 47H188V46H187ZM9 48H10V47H9ZM36 48H37V47H36ZM62 48H63V47H62ZM81 48H82V47H81ZM129 48H130V47H129ZM132 48H133V47H132ZM151 48H152V47H151ZM0 49H1V48H0ZM5 49H6V48H5ZM7 49H8V47H7ZM33 49L35 50V47L32 48V50H33ZM52 49H53V48H52ZM52 49H51V50H52ZM64 49H65V47H64ZM68 49H67V50H68ZM75 49H76V48H75ZM75 49H74V50H75ZM144 49H145V48H144ZM144 49L142 50V54L144 53ZM156 49H157V48H156ZM179 49H180L179 51L181 52L182 49H181V48H179ZM18 50H19V49H18ZM32 50H31L32 54H33V53L35 54V52H36L35 56H38V55H37L38 51H35V52H34V51H32ZM48 50H49V49H48ZM54 50H55V49H54ZM58 50H59V49H58ZM62 50H63V49H62ZM67 50H66V51H67ZM69 50H68V55H70ZM74 50L72 51L73 54H75V53H74ZM76 50L78 51V49H76ZM147 50H148V49H147ZM152 50H154V49L152 48ZM184 50H185V49H184ZM4 51H6V50H4ZM11 51H12V50H11ZM15 51H16V50H15ZM15 51H13L12 53H13V54L16 53ZM23 51H24V49H23ZM40 51H41V50H40ZM44 51H43V52H44ZM60 51H61V49L59 50V52H60ZM66 51H65V52H66ZM77 51H76V53H77ZM156 51H157V50H156ZM7 52H8V51H7ZM7 52H6V54L4 55L5 58L7 57ZM50 52H51V51H50ZM53 52H54V51H53ZM53 52L51 53L52 55H53ZM82 52H83V51H82ZM82 52H81V53H82ZM125 52H126V51H125ZM125 52H124V53H125ZM130 52H131V51H130ZM1 53H3V51H2ZM10 53H11V52H10ZM27 53H28V52H27ZM45 53H46V51H45ZM47 53H48V51H47ZM72 53H71V54H72ZM79 53H80V52L78 51V54H77L78 57H77V58H79ZM145 53H146V51H145ZM153 53H154V52H153ZM178 53H179V52H178ZM22 54H23V53H22ZM39 54H40V53H39ZM48 54H49V53H48ZM51 54H50V55H51ZM60 54H61V52H60ZM137 54H138V56H139V52H138ZM142 54H141V55H142ZM148 54H149V53H148ZM157 54L159 55V53H157ZM19 55H20V54H19ZM45 55H46V57L48 56L47 54H45ZM50 55H49V56H50ZM62 55H63V54H62ZM83 55H84V54H83ZM104 55H105V54H104ZM104 55H103V58L108 56V55H107V56H106V55L104 56ZM179 55H180V54H179ZM179 55H178V56H179ZM11 56H12V55H11ZM11 56H10L9 59H12V62L15 61V62L17 63L16 59L13 61L15 55L13 56V58H11ZM16 56H17V54H16ZM23 56H24V55H23ZM33 56H34V55H33ZM39 56H40V55H39ZM43 56H44V55H43ZM53 56H54V55H53ZM75 56H76V55H75ZM135 56H136V55H135ZM138 56L136 57L137 60H138ZM143 56H144V55H142V57H143ZM180 56H181V55H180ZM24 57H25V56H24ZM24 57H23V59H24ZM26 57H27V56H26ZM29 57H30V56H29ZM41 57H42V54H41ZM68 57H69V56H68ZM68 57H67V59L72 58V57H69V58H68ZM152 57H153V54H152ZM205 57H206V56H205ZM205 57H204V58H205ZM1 58H2V57H1ZM1 58H0V59H1ZM31 58H32V57H31ZM37 58H38V57H37ZM47 58H48V57H47ZM81 58H82V57H81ZM92 58H93V57H92ZM143 58H144V57H143ZM157 58H158V57H157ZM2 59H3V58H2ZM2 59H1L0 63L3 62ZM9 59L7 58V59H4V60H5V61L8 60L7 62L9 63V61H11V60H9ZM43 59H44V58H43ZM56 59H57V58H56ZM60 59H61V57H60ZM64 59H65V58H64ZM73 59H74V58H73ZM93 59H94V60H97V59H95V58H93ZM105 59H107V58H105ZM139 59H140V61H141L143 64H145V63L143 62V59H141L140 57H139ZM148 59H150V58L148 57ZM151 59H152V58H151ZM24 60H25V59H24ZM35 60H36V59H35ZM51 60H52V59H51ZM51 60H50V61H51ZM53 60H54V59H53ZM65 60H66V59H65ZM70 60L72 61V59H70ZM70 60H68V61H70ZM77 60H78V59H77ZM82 60L84 61L85 59L82 58ZM126 60H127V61H130V60H128V59H126ZM146 60H147V59H146ZM155 60H156V57L154 56V61H155ZM180 60H181V59H180ZM203 60H205V59H203ZM206 60H207V58H206ZM20 61H21V60H20ZM32 61H34V60L32 59L31 62H29V63H33ZM40 61H41V60H40ZM78 61H79V60H78ZM83 61H81V62H83ZM134 61H135V60H134ZM147 61H148V60H147ZM154 61H151V63L153 62V67L150 66V65H148V62H146L148 66L145 64L146 68L144 67V69H147V68H148V71H149V68L151 67V68H154L153 70L156 71L157 69H156L155 67H157V65H156V66L154 65V63H155ZM181 61H182V60H181ZM188 61H189V60H188ZM188 61H187V62H188ZM35 62H36V61H35ZM44 62H46V60H44ZM74 62H75V61H74ZM79 62H80V61H79ZM93 62H95V61H93ZM123 62L125 63V60H123ZM135 62H137V61H135ZM138 62H139V60H138ZM141 62H140V63H141ZM156 62H157V61H156ZM178 62H179V60H178ZM183 62H184V61H183ZM189 62H190V61H189ZM202 62H203V61H202ZM205 62H206V61H204V63H205ZM27 63H28V62H27ZM27 63H26V64H27ZM37 63H41V62H39V61L37 60ZM84 63H85V62H84ZM96 63H97V62H96ZM110 63H111V62H110ZM119 63H120V62H119ZM126 63L128 64L129 62H126ZM126 63H125V66H126ZM3 64H4V62H3ZM12 64H13V63H12ZM22 64H23V62H22ZM42 64H44V63H43V60H42ZM47 64H49V65L51 66V68L53 67V65H52L51 63H47ZM66 64H67V63H66ZM74 64H75V63H74ZM116 64L119 65L117 62H116ZM122 64H123V63H122ZM131 64H132V63H131ZM137 64H138V63H137ZM155 64H156V63H155ZM179 64H181V62H179ZM185 64H186V63H185ZM0 65H1V64H0ZM7 65L9 66V64H6V66H7ZM37 65H38V64H37ZM37 65L34 66V67H35V68H33L34 71L31 70V68H30V70L34 73V74H33V73L30 71V73L33 74L32 77L34 78L35 75L37 76V78H36V79H37V81H36V85H38V82H39V81H38V80H39V76H40V77L44 76V75H45V72H44V71L46 70V68H45V70L39 69V68L37 67ZM39 65H40V64H39ZM67 65H68V64H67ZM71 65H72L71 68H74L72 63H71ZM85 65H87V63H85ZM89 65H90V64H89ZM92 65H94V64H92ZM109 65H110V64H109ZM129 65H130V64H129ZM132 65H133V64H132ZM138 65H139V64H138ZM151 65H152V64H151ZM186 65H187V64H186ZM204 65H205V64H204ZM1 66H2V65H1ZM8 66H7V68H8V70H9V67H8ZM14 66H15V68L17 67L15 64H14ZM32 66H33V65H32ZM41 66L43 67V65H41ZM55 66H57V65H55ZM64 66H65V65H64ZM76 66H77V65L75 64V67H76ZM90 66H91V65H90ZM94 66H95V65H94ZM115 66H116V65H115ZM122 66H123V65H122ZM139 66H140V65H139ZM149 66H150V67H149ZM180 66H183V65L181 64ZM202 66H203V64H202ZM10 67H11V66H10ZM18 67L21 68L20 66H18ZM44 67H45V66H44ZM47 67H48V66H47ZM59 67H60V66H59ZM59 67H58V70L60 71ZM123 67H124V66H123ZM130 67H131V66H130ZM133 67H134V66H132V68H133ZM187 67H188V66H186V68H187ZM205 67H206V65H205ZM1 68H2V67H1ZM4 68H5V66H4ZM22 68H23L24 70H26V68H24V67H22ZM51 68H50V69H51ZM62 68H63V67H62ZM66 68H67V67H66ZM76 68H77V67H76ZM79 68H80V67H79ZM81 68H82V67H81ZM107 68H109V67H107ZM120 68L123 69L122 67H120ZM132 68H131V71H129V69L127 70V72H126V78L124 79L125 76L122 77L123 79L120 77L118 82H115V81L113 80V78L115 79V75H116L115 72H114L113 70H108L107 72L105 71L106 73L103 74V75H105L104 77H106V76L109 77V80L111 81V83H110V84H111L110 90L113 91L112 93H113V95L115 96L116 100L118 99L117 97H123V98H121V99H123L124 101H126V98H127L128 100L130 99V100H132V102H133V101H134V98L137 96L138 98H136V99L139 100V97H140L142 103L146 104V102H150L151 104H154V105H155V104H156V103L154 102V101H156L155 98L158 99V97L155 96L156 93H157V89L154 88V86H153L154 82H151V81H156L157 79H156V80L153 79L152 76L150 77V78H151V79H150V78L148 77V75H149L150 73L147 72V74H148V75H147V74L142 73V71H139L138 69H137L138 72H141V73L135 74L137 70H136V68H134V69L136 70V71H135V70L132 69ZM140 68H141V66H140ZM184 68H185V67H184ZM192 68H193V67H192ZM10 69H11V68H10ZM43 69H44V68H43ZM50 69H49V70H50ZM52 69H53V68H52ZM63 69H64V68H63ZM69 69H70V68H69ZM74 69H75V68H74ZM82 69H83V68H82ZM90 69H92V68H90ZM96 69H97V68H96ZM114 69H115V68H114ZM121 69H120V70H121ZM125 69H126V68H125ZM141 69H142V68H141ZM141 69H140V70H141ZM144 69H143V70H144ZM5 70H6V68H5ZM8 70H7V71H8ZM17 70H20V69L17 68ZM21 70H22V69H21ZM21 70H20V72H21ZM58 70H56V71H58ZM80 70H81V69H80ZM93 70L95 71V68H94ZM106 70H107V69H106ZM115 70H116V69H115ZM132 70H134L135 73H132ZM153 70H152V71H153ZM182 70H183V69H182ZM189 70H190V69H189ZM10 71H11V70H10ZM10 71H9V74H8L9 76L13 74V73L11 74ZM12 71H13V70H12ZM12 71H11V72H12ZM46 71H47V70H46ZM51 71H52V70H51ZM65 71H66V70H65ZM70 71H71V70H70ZM155 71H153V72L156 73V74L159 73V72H157V71L155 72ZM18 72H19V71H18ZM20 72H19V73H20ZM25 72H27V73H25ZM71 72H72V71H71ZM81 72H82V70H81ZM91 72H92V71H91ZM95 72H96V71H95ZM103 72H104V71H103ZM116 72H117V71H116ZM119 72H120V71H119ZM144 72H145V71H144ZM183 72H184V71H183ZM183 72H182V73H183ZM185 72H186V74H189V73H187V69L185 70ZM0 73H1V75H2V76H0V77H3V75L5 76L4 71H3V68L0 70ZM14 73H16V72H14ZM24 73H25V74H28L29 72H28V71H24ZM30 73H29V74H30ZM47 73H48V72H47ZM82 73H83V72H82ZM85 73H86V72H84V74H85ZM87 73H88V72H87ZM87 73H86V74H87ZM89 73H90V72H89ZM92 73H93V72H92ZM121 73L123 74L122 71H121ZM166 73H167V72H166ZM180 73H181V72H180ZM20 74H21V73H20ZM29 74H28V75H29ZM62 74H63V73H62ZM73 74H74V73H73ZM80 74H81V73H80ZM86 74H85V75H86ZM152 74H153V73H152ZM162 74H163V73H162ZM164 74H165V73H164ZM183 74H184V73H183ZM15 75H16V74H15ZM21 75H22V74H21ZM54 75H56V74H54ZM75 75H77L76 72H75ZM100 75H101V77H103L102 74H100ZM118 75H119V74H118ZM160 75H161V73H160ZM13 76H14V75H13ZM13 76H11V77H13ZM29 76H30V75H29ZM29 76H27V77L29 78ZM45 76H47V75H45ZM45 76H44V77H45ZM56 76H57V75H56ZM78 76H79V75H78ZM119 76H120V75H119ZM188 76H189V75H188ZM14 77H15V76H14ZM20 77H21V76H20ZM20 77H19V78H20ZM30 77H31V76H30ZM44 77H42L41 79L43 80ZM47 77H49V76H47ZM47 77L44 78V79H45V82H44V80H43V81L40 80V81H41V82H44V83H46V80H47L48 82H50V81L54 82V81H55V80L53 81L52 78H51V80L49 81V80L47 79ZM80 77H82V75H80ZM98 77H99V76H98ZM153 77L155 78L156 76L153 74ZM163 77H164V79H162V78L160 79L161 82L164 81L165 78H166V76H163ZM180 77H181V75H180ZM180 77H179V78H180ZM3 78H4V77H3ZM3 78H1V79H3ZM28 78H27V79H28ZM33 78H32V79H33ZM54 78H55V77H54ZM63 78H64V77H63ZM68 78H69V76H68ZM82 78H83V77H82ZM90 78H91V77H90ZM148 78H149V81L151 80L150 83L152 84V88H153V89H151V90H153L154 92H155V90H156L155 95H154L153 92H152V94L154 95L155 98H152V96L150 95V93H151V92L149 91L150 88L148 89V86H147V84H146V82H148V80H147ZM156 78H157V77H156ZM14 79H15V78H14ZM34 79H35V78H34ZM34 79H33V80H34ZM49 79H50V78H49ZM55 79H57V78H55ZM61 79H62V78H61ZM65 79L67 80V77H65ZM65 79H63V80H65ZM69 79H70V78H69ZM75 79H77V78H75ZM87 79H88V78H87ZM91 79H94V77L91 78ZM95 79H96V78H95ZM95 79H94V80H95ZM117 79H118V78H117ZM158 79H159V78H158ZM182 79H183V78H182ZM189 79H190V78H189ZM4 80H5V79H4ZM8 80H9V79H8ZM57 80H58V79H57ZM66 80H65V81H66ZM71 80H72V79H71ZM71 80H70V81H71ZM77 80H78V79H77ZM79 80L82 81L81 79H79ZM98 80H99V78H98ZM105 80H106V79H105ZM160 80H159V81H160ZM1 81H2V80H1ZM12 81H13V79H12ZM24 81H25V80H24ZM73 81H74V80H73ZM87 81H88V80H87ZM99 81H100V80H99ZM110 81H109V82H110ZM121 81H124V83L121 82ZM180 81H181V84H182L183 81L181 80V78H180ZM180 81H179V82H180ZM187 81H188V80H187ZM6 82H9V81L6 80ZM15 82H16V80H15ZM25 82H26V81H25ZM25 82H23V84H26ZM41 82H40V83H41ZM76 82H77V81H76ZM90 82H94V81H90ZM97 82H98V81H97ZM101 82H102V81H101ZM103 82H104V81H103ZM107 82H108V81H107ZM109 82H108V84H109ZM120 82H121V84H122L121 86L119 85ZM157 82H158V81H157ZM161 82H160V83H161ZM188 82H189V81H188ZM28 83H29V82H28ZM62 83H63V82H62ZM62 83H61V84H62ZM70 83H73V82L71 81ZM85 83H87V82H85ZM95 83H96V81H95ZM158 83H159V82H158ZM183 83H185V82H183ZM7 84H9V83H4V84L2 83V84H0V114H1L0 117H1V119H2L1 122H0V131H1L0 134H2V135L4 136V137H2V136L0 135V137L5 138L6 144L9 146V148H13V149H15V151H16V149H20V148H24V149H25V147H27L28 145H30V144L33 143V142H32L33 139H35V138L37 139V137H35V136H34L35 138L33 137V139H32L33 133H32V132H29L30 130L25 131V132H23V133L16 134V135H15V133H14V132H16V131H20L21 129L23 130V127H24V126H22V125H23L24 123H27V118H29V117L31 116V115L29 116V114H33V113H29V112H27L26 109H28V107L32 108L35 104L31 103V97H32V96H31L30 93H29V94L26 93L28 96H31L30 99H27L28 97H27V98L25 97V94H24V92L22 91V88H21L20 86H19V88H17V87H18V86H17L18 83L15 84L17 87H14V85H10V84L7 85ZM19 84H20V82H19ZM31 84H32V83H31ZM46 84H47V83H46ZM80 84H81V83H80ZM164 84H165V83H163V85H164ZM181 84H179L178 87H179ZM187 84H188V83H187ZM187 84L185 83V84L182 85V86L184 87V86L187 85ZM34 85H35V84H34ZM49 85H50V84H48L47 86H49ZM76 85H77V83H76ZM96 85H98V83H97ZM99 85H100V84H99ZM148 85H149V83H148ZM154 85H157V86H155V87H158V84H154ZM159 85H160V84H159ZM161 85H162V84H161ZM194 85H195V84H194ZM38 86H42V85H38ZM45 86H46V85H45ZM47 86H46V88H47ZM53 86H54V84H53ZM92 86H93V85H92ZM192 86H193V85H192ZM196 86H197V85H196ZM198 86H200V85H198ZM202 86H203V85H202ZM202 86H201V87H202ZM30 87H31V86H29V88H30ZM82 87L84 88L85 86H82ZM82 87H81V88H82ZM89 87H90V84H89ZM93 87H94V86H93ZM95 87H96V86H95ZM95 87H94V88H95ZM97 87L100 88V86H97ZM97 87H96V88H97ZM150 87H151V85H150ZM160 87L162 88V90L165 89L163 86H160ZM180 87H181V86H180ZM183 87H181V88H183ZM206 87H207V86H206ZM23 88H24V86H23ZM49 88H50V87H49ZM57 88H58V86H57ZM81 88H80V89H81ZM98 88H97V89H98ZM102 88H103V87H102ZM104 88H105V87H104ZM190 88H191V87H190ZM198 88H199V87H198ZM41 89H42V87H41ZM41 89H40V91H38V92H41ZM64 89H65V91L70 92V93H72V92H73V93H78V94L75 96V98H74V106L71 105V103H70V105L73 106V110H72V109H71L70 111H67L66 109H65V110H62V109L60 108L61 106H59V105H60V104H59L60 102H59V103L57 102V103L59 104V105H58L57 103H56V104L53 103L54 101L52 100V101H53V102H52L53 105H52L51 103H50V104H51L52 106H54V108H53L51 105H48V102H46L47 105H48L49 107H52V108H46V109H49V114H50V116L48 115L49 117L47 118V120H45V123H43L42 121H41V122L37 121V122H39V124H40V123H43L44 125L46 124V126L48 127V128L45 129V130L47 131V134H49V133H48V129H50V133H51V131L54 130V132L56 131V133L58 132V133H61L62 135L67 134V130H66L67 128H66V127H68V125L65 127L64 124L67 122L66 120L68 119L66 116H67L70 112H72V111H73V113H75L74 118H75V122L77 123V127H78V128H83V124H84V127H85L86 125L89 126V125H91L92 122H94V121L96 120V118H99V117L96 116V112H97V111H96V110H97L96 108H97V107H95V105H96V104H95V100H94V98H93L92 95H89L90 93H88V94H83L84 96H86V97H84V98H82V97H81V98H78L79 96H81L80 94L83 93V92H82L83 90H82V91H81V90H77V88H75L72 84H69V83H67V84L64 83ZM91 89H92V88H91ZM105 89H106V88H105ZM105 89H104V90H105ZM159 89H160V88H159ZM159 89H158L159 92L162 91L161 89H160V90H159ZM179 89H180V88H179ZM184 89H185V88H183L182 90H183V91H186V90H184ZM188 89H189V88H188ZM188 89H187V90H188ZM195 89H197V87H195V88L193 89V94H194V90H195ZM200 89H201V88H200ZM200 89H199V91H200ZM205 89H206V88H205ZM26 90H27V88H26ZM38 90H39V89H38ZM42 90H43V89H42ZM52 90H53V88H52ZM52 90H50V91L52 92ZM98 90H99V89H98ZM101 90H103V89H101ZM101 90H99V91H101ZM106 90H107V89H106ZM106 90H105V91H106ZM110 90H109V91H110ZM209 90H210V89H209ZM28 91H29V89H28ZM28 91H27V92H28ZM34 91H35V90H34ZM34 91H33V96H34L35 93H36V91H35V92H34ZM63 91H64V90H63ZM63 91H62V93H63ZM65 91H64V92H65ZM79 91H81V92H79ZM93 91H94V90H93ZM99 91H98V93H99ZM107 91H108V90H107ZM111 91H110V92H111ZM165 91L167 92L168 89H165ZM165 91L163 90L162 92H160V93L162 94V95L159 96L160 99L163 97V92H165ZM188 91H189V90H188ZM202 91H203V89H202ZM204 91H206V90H204ZM20 92H22V94H21ZM31 92H32V91H31ZM54 92H55V91H54ZM94 92H95V91H94ZM94 92H93V93H94ZM101 92H102V91H101ZM166 92H165V94H166ZM181 92H182V91H181ZM181 92L179 91V94H181ZM186 92H187V91H186ZM189 92H190V91H189ZM200 92H201V91H200ZM200 92H199V93H200ZM98 93L96 94L97 96H98ZM36 94L38 95V93H36ZM40 94H41V93H40ZM48 94H49V93H48ZM52 94H53V92H52ZM64 94H65V93H64ZM68 94H69V93H68ZM94 94H95V93H94ZM102 94H103V93H102ZM109 94H111V93H109ZM157 94H159V93H157ZM179 94H178V95H179ZM182 94H187V93L184 92V93H182ZM203 94L205 95V93H203ZM206 94H209L208 91H206ZM72 95H73V94H72ZM83 95H82V96H83ZM103 95H104V94H103ZM106 95H107V94H106ZM113 95H112V96H113ZM135 95H136V96H135ZM167 95H168V93H167ZM167 95H166V97H163L165 101H164V100H162V101L160 100V102L163 104V106H162V104H160V102H159V105H161L163 108H164V107H165V108H168V105L170 104L169 101H168V103L166 102V98L168 99ZM190 95H191V94H190ZM195 95H196V94H195ZM38 96H39V95H38ZM54 96H55V95H54ZM57 96H58V95H57ZM69 96H70V95H69ZM181 96H182V95H181ZM184 96H185V95H184ZM184 96H182V98H184ZM200 96H203V95L200 94ZM34 97H36V96H34ZM47 97H48V95H47ZM47 97H46V98H47ZM50 97H51V95H50ZM98 97H99V96H98ZM101 97H102V96H101ZM101 97H99V98H101ZM109 97H110V96H109ZM186 97L188 98L187 95H186ZM46 98H45V99H46ZM56 98H57V97H56ZM58 98H60V97H58ZM65 98H66V97H65ZM71 98H72V97H71ZM105 98L108 100L107 96H106ZM111 98H112V97H111ZM187 98H186V99H187ZM189 98H190V96H189ZM189 98H188V99H189ZM191 98L194 99V95H193V97H191ZM197 98H199V97L197 96ZM201 98H203V97H201ZM201 98L198 100L197 103H201V104H202L203 101H201V100H202ZM32 99H33V98H32ZM35 99H36V98H35ZM38 99H39V98H38ZM54 99H55V98H54ZM69 99H70V98H69ZM101 99H103V98H101ZM106 99H105V100H106ZM136 99H135V102L138 101V100L136 101ZM193 99H192L191 101L196 102V101H194ZM203 99H204V98H203ZM39 100L41 101V99H39ZM46 100H47V99H46ZM62 100H63V99H62ZM65 100H66V102H69L68 97H67V99H65ZM65 100H63V101H65ZM67 100H68V101H67ZM107 100H106V101H107ZM130 100H129V101H130ZM158 100H159V99H158ZM181 100H182V99H181ZM181 100H180V101H181ZM33 101H34V100H33ZM36 101H37V100H36ZM42 101L44 102V100H42ZM42 101H41V103H42ZM49 101H50V100H49ZM60 101H61V100H60ZM99 101H100V100H99ZM113 101H114V100L112 99V102H113ZM118 101H119V99H118ZM139 101H140V100H139ZM180 101H179V102H180ZM191 101H190V103L192 104ZM34 102H35V101H34ZM66 102H65V103H66ZM127 102H128V101H127ZM152 102H153V103H152ZM156 102H157V101H156ZM165 102H166V103H165ZM181 102H182V101H181ZM46 103H45V104H46ZM100 103H101V102H100ZM109 103H111V102H109ZM118 103H120V101H119ZM124 103H125V102H124ZM150 103H149V104H150ZM164 103H165L166 105H164ZM197 103H194V104H197ZM36 104H37V105H40L39 102L36 103ZM106 104H107V106H108V103H106ZM120 104H121V103H120ZM136 104H137V103H136ZM136 104H135V105H136ZM151 104H150L149 106H146L144 109H146L148 112H150L149 110H151V108H152V107H150ZM185 104L189 105L188 102H187V100L185 101ZM99 105H101V107L103 106V104H99ZM109 105H110V104H109ZM111 105H112V104H111ZM133 105H134V104H133ZM139 105H140V104H139ZM154 105H152V106H154ZM159 105L157 104L156 106L159 107ZM179 105H180V103H179ZM183 105H184V104H183ZM192 105H193V104H192ZM192 105H191V106H192ZM40 106H41V105H40ZM114 106H116V105H114ZM114 106H112V107H114ZM121 106L124 107V106H123V103L121 104ZM121 106H120V107H121ZM141 106H142V104H141ZM143 106H144V105H143ZM184 106L186 107V105H184ZM194 106H195V105H194ZM37 107L39 108V110H40V109H43V106H42V107L37 106ZM98 107H99V106H98ZM104 107L106 108V105H104ZM117 107H118V106H117ZM120 107H119V109H120ZM122 107H121V108H122ZM125 107L128 109V111L131 110V109H130V106H128L129 108H128L127 106H125ZM182 107H183V106H182ZM201 107H202V106H201ZM30 108H29V109H30ZM35 108H36V107H35ZM62 108H64V107H62ZM67 108H68V107H67ZM135 108H136V106H135ZM139 108H140V107H139ZM148 108H149V110H148ZM165 108L162 109V110H164L165 112H167L168 109L165 110ZM188 108L191 110V107H190V106H189ZM111 109H112V108H111ZM124 109H125V108H124ZM159 109H160V108H159ZM36 110H37V108H36ZM133 110H134V108H133ZM140 110L143 111L142 108L139 109L138 111H140ZM152 110H153V108H152ZM156 110H158V109H156ZM156 110H155V111H156ZM162 110H161V111H162ZM184 110H185V108H183V110L180 109V110H179V113L183 112ZM193 110H194V109H193ZM193 110H192V111H193ZM200 110H202V109H200ZM30 111H31V110H30ZM33 111H34V110H33ZM98 111H99V110H98ZM104 111H105V110H104ZM115 111H116V109H115ZM131 111H132V110H131ZM134 111H137V110H134ZM155 111H154V112H155ZM158 111H159V110H158ZM164 111H163V112H164ZM186 111L190 112L188 109H187ZM192 111H191V113L196 115V116L193 115V117H194V118H195V117H198V116H197V113H196V111L198 112V108L196 109L195 112L193 111L194 113H193ZM140 112H141V111H140ZM152 112H153V111H152ZM152 112H151V113H152ZM165 112H164V113H165ZM169 112H171L170 109H169V111H168L167 113H165V114H168ZM38 113L41 114L40 111H39ZM106 113H107V112H106ZM113 113H117V112H113ZM113 113H112V115H113ZM120 113H121V112H120ZM126 113H127V112H126ZM185 113H186V112H185ZM44 114H45V113H44ZM117 114H118V113H117ZM129 114H130V113H129ZM138 114H139V113H138ZM149 114H150V113H149ZM159 114H163V113H159V112H158V116H159V117L157 116V118H160V117H161V119L163 120L164 117H166V115H165V116L162 118V116H160ZM45 115H46V114H45ZM45 115H44V116H45ZM69 115H71V117H72V114H71V113H70ZM76 115H77V117H75ZM98 115L100 116V114H98ZM101 115H102V114H101ZM103 115H104V114H103ZM122 115H123V114H122ZM126 115L128 116V114H126ZM141 115H143V113H141ZM154 115H155V119H152V120H157V119H156V114H154ZM171 115H172V113H170L169 117H167V118H169V119L171 118V120H172ZM180 115H182V113H181ZM188 115H189V114L187 113L186 116H188ZM198 115H200V114L198 113ZM32 116H33V115H32ZM105 116H106V119H107V118H108L107 115H105ZM119 116H120V114H119ZM127 116H126V118L128 119ZM143 116H147V115L144 113ZM33 117H36L35 114H34ZM38 117H40V116H38ZM79 117H81V118H79ZM117 117H118V116H117ZM129 117H130V116H129ZM132 117H134V115H133ZM175 117H176V116H175ZM184 117H185V116H184ZM190 117H192V116H190ZM193 117H192V118H193ZM200 117H201V115H200ZM113 118H114V116H113ZM153 118H154V117H153ZM179 118L181 119V117H179ZM198 118H199V117H198ZM198 118H197V119H198ZM31 119H33V118H31ZM41 119H42V118H41ZM106 119H105V120H106ZM111 119H112V117H110V121H109V122L112 124ZM114 119L118 120L117 118H114ZM124 119H125V118H124ZM134 119H135V117L133 118V121H134ZM141 119H142V122H144L143 118H141ZM161 119H160V120H161ZM180 119H179V121H180ZM36 120H37V119H36ZM36 120H35V121H36ZM68 120H69V119H68ZM102 120H104V119H100V118L98 119L99 122H100V121L102 122ZM130 120H131V118H130ZM166 120H167V119H166ZM166 120L163 121V122L166 123V124H168L167 122H169V121L166 122ZM184 120H185V119H184ZM184 120H183V121H184ZM194 120H195V119H194ZM28 121H29V123H30V120H28ZM72 121H73V119H72ZM128 121H129V120H128ZM128 121H127V123H128ZM131 121H132V120H131ZM147 121H148V120H147ZM176 121L179 122V121H178V118L176 119ZM185 121H186V120H185ZM188 121H190V120H188ZM197 121H198V120H197ZM197 121L195 120V121H193V122H197ZM200 121H201V120H200ZM33 122H34V120L32 121V123H33ZM70 122H71V121H69V124H70ZM95 122H96V121H95ZM109 122H107V124L103 125V126H104V129L106 128V131H107L108 134L110 133L108 128H111V127H108V126H106V125H108ZM121 122H122V119H121ZM124 122H125V120H124ZM145 122H146V121H145ZM151 122L154 123V121H151ZM158 122H159V121H158ZM158 122L155 121V124L158 123ZM163 122H162V123H163ZM180 122H182V119H181ZM190 122H191V121H190ZM29 123H27V125H28V127H29V129H30L31 127H30ZM96 123H97V122H96ZM117 123H118V121H117ZM117 123H115V124H117ZM125 123H126V122H125ZM130 123H131V122H130ZM132 123H134V122H132ZM132 123H131V124H132ZM136 123H139V121L136 120ZM146 123H147V122H146ZM152 123H151V124L147 123V124H148V125H152ZM171 123L173 124V122H171ZM185 123H186V122H184V124H185ZM188 123H189V122H188ZM198 123H199V122H198ZM198 123H197V125H198V129H199V127H202L203 124L200 125L201 123H200V124H198ZM33 124H35V123H33ZM33 124H32V125H33ZM37 124H38V123H37ZM92 124H93V123H92ZM122 124H123V122H122ZM128 124H129V123H128ZM131 124H130V125H131ZM147 124H146V125H147ZM166 124H165V125H166ZM169 124H170V123H169ZM172 124L169 125V126H170V128H172V129L174 130V129H175V126H174V128H173V127H172ZM175 124H176V123H175ZM177 124L179 125L180 123H177ZM184 124H183V125H184ZM194 124H195V123L191 124V126H194ZM24 125H25V124H24ZM27 125H26V127H27ZM35 125H36V124H35ZM35 125H34V126H35ZM72 125H74V123H73V124H70V126H72ZM95 125H96V127H97L98 123L95 124ZM134 125H135V124H134ZM140 125L142 126L143 124L139 123V126H140ZM158 125H160V124L158 123ZM173 125H174V124H173ZM186 125H187V124H186ZM199 125H200V126H199ZM204 125H205V124H204ZM34 126H33V128L36 129L37 125H36V127H34ZM46 126H45V127H46ZM74 126L76 127V124H75ZM74 126L69 127V128H73ZM91 126L93 127V125H91ZM91 126H90V127H91ZM99 126H100V125H99ZM120 126H122V125L120 124ZM123 126H124V124H123ZM128 126H129V125H128ZM128 126H127V127H128ZM169 126H167V128H165V129L168 130ZM187 126H190V125H187ZM187 126H186V127H187ZM92 127H91V128H92ZM125 127H126V126H125ZM127 127H126V128H127ZM129 127H130V126H129ZM132 127H133V126H132ZM157 127H158V129H160L159 126H157ZM178 127H179V126H178ZM181 127H182V125L180 126L179 129H181ZM184 127H185V125H184ZM194 127H195V128H194ZM194 127H193V128L196 129L197 126H194ZM206 127H207V126H206ZM88 128H89V127H88ZM94 128H95V127H93V131H94ZM97 128H98V127H97ZM133 128H135V127H133ZM151 128L153 129V125L151 126ZM151 128H150V129H147V128H146V130L148 131V133L146 132L147 134H146V136H145V140L147 139L146 142H145V140H144V142H145L146 144L149 143L148 139H150V141L152 140L151 137H149V136H153V135H155L156 133L158 134V132H156L154 129H153L154 134H153V132H152V133L149 132V131H152ZM161 128H162V127H161ZM176 128H177V127H176ZM182 128H183V127H182ZM190 128H191V129H190ZM190 128H189L190 130L193 129L192 127H190ZM25 129H26V128H25ZM31 129H32V128H31ZM42 129L44 130V127H43V126H42ZM114 129H115V130H114ZM122 129H123V128H122ZM128 129H129V128H128ZM143 129L145 130V128H141V131H142ZM158 129H156V130H158ZM162 129H163V131H164V128H162ZM179 129H178V130H179ZM184 129H185V128H184ZM184 129H182V130H184ZM198 129H197V130H198ZM202 129H203V127H202ZM43 130H42V131H43ZM69 130H70V129H68V135H69V137H65V138H68V139L70 140L71 144H73L75 147L78 148V147H81V146H83V145L89 147V146H93V145H91V144H95V142H94L95 140L93 141V139L90 138V137H93V136H94V137L97 139V137L92 133V132H93L92 130H91V131H92V132H91V133H92L91 135H93V136H90V134L88 135L90 129H89V130L86 129V131L88 130V133L85 131V132L87 133V135L83 133L84 131H83V132L81 131L82 129H80V131L77 132L76 134H74V131H75V130L77 131V129H75L74 131H72L74 135L71 134V131H70V133H69ZM84 130H85V128H84ZM95 130H96V128H95ZM98 130H99V129H98ZM101 130H103V129L100 127V130H99V131H101ZM111 130L116 131L117 129H116L115 127H113V129H111ZM129 130H130V129H129ZM137 130H138L137 132H139V129H137ZM160 130H161V129H160ZM160 130H159V131H160ZM170 130H171V129H170ZM173 130H172V132L170 131L171 134H173L174 136H177V135L174 134V133H175V132H174L175 130H174V131H173ZM176 130H177V129H176ZM178 130H177V131H178ZM185 130H186V129H185ZM36 131H37V130H36ZM42 131H41V132H42ZM76 131H75V132H76ZM96 131H97V130H96ZM120 131L123 132V133L126 132V131H125V132L122 131L121 129H120ZM130 131H131V132L133 131V132L135 133L136 129H135V131H134V129H131ZM163 131H161V132H163ZM177 131H176V132H177ZM188 131H189V130H188ZM188 131H187V132H188ZM192 131H193V130H192ZM192 131H189L190 134H191ZM194 131H195V130H194ZM206 131H207V130H206ZM7 132H8V133L13 132V133L10 134V137H9V138L7 137V136H8V135L6 134ZM94 132H95V131H94ZM121 132H120V136H122V135H121ZM127 132H128V130H127ZM131 132H130V133H131ZM133 132H132V137L135 138V136L138 135V134L134 135ZM166 132H167V131H166ZM173 132H174V133H173ZM189 132H188V133H189ZM195 132H196V131H195ZM204 132H205V129H204ZM38 133H39V132H38ZM45 133H46V132H45ZM56 133H55V134H56ZM63 133H64V134H63ZM97 133H99V132L97 131ZM104 133H105V132H104ZM104 133H102V134L104 135ZM117 133H119V132L117 131ZM184 133H185V132H184ZM196 133H197V132H196ZM201 133H202V130H201ZM61 134H60V136H61ZM95 134H96V132H95ZM114 134H115V133H114ZM128 134H129V133H128ZM144 134H145V133H144ZM160 134H161V133H160ZM168 134H169L168 136H170V133H168ZM177 134H178V132H177ZM14 135H15V138H13ZM52 135H54L53 132H52ZM97 135H98V134H97ZM99 135H100V134H99ZM103 135H102V137H103ZM111 135L114 136L113 134H111ZM111 135H110V137H111ZM162 135H164V134H162ZM162 135H161V136H162ZM165 135H166V133H165ZM185 135H188V136H189V134H186V133H185ZM196 135H198V133H197ZM196 135H195V136H196ZM202 135H203V134H202ZM45 136H46V135H45ZM45 136H44V137H45ZM65 136H66V135H65ZM120 136H119V137H120ZM123 136L125 137V135H123ZM123 136H122V137H123ZM139 136H140V135H139ZM161 136H160V137H161ZM166 136H167V135H166ZM178 136H179V135H178ZM199 136H200L199 139L201 140L202 137H201V135H199ZM54 137H55V136H54ZM57 137H58V136H57ZM94 137H93V138H94ZM105 137H106V136H105ZM126 137L128 138V135H126ZM136 137H137V136H136ZM142 137H143V139H144V135H143V134H142ZM155 137H156V135H155ZM162 137H163V136H162ZM164 137H165V136H164ZM182 137H183V135H182ZM185 137H186V136H185ZM189 137H190V136H189ZM197 137H198V136H197ZM2 138H1V139H2ZM10 138H12L13 140L10 139ZM42 138H43V136H42ZM50 138L52 139V137H50ZM89 138H90V139H89ZM95 138H94V139H95ZM120 138H121V137H120ZM127 138H126V139H127ZM130 138H131V137H130ZM134 138H133V140H134ZM137 138H138V137H137ZM152 138H153V137H152ZM174 138H175V137H174ZM183 138H184V137H183ZM186 138H187V137H186ZM190 138H191V137H190ZM1 139H0V140H1ZM29 139L32 140V141H29ZM36 139H35L34 141H35L36 144H37V140H36ZM45 139H46V137H45ZM47 139H48L47 141H51V140H49V138H47ZM54 139L56 140V138H54ZM88 139H89V140H88ZM98 139H99V138H98ZM109 139H110V138H109ZM117 139H118V138L116 137V140H117ZM131 139H132V138H131ZM139 139H140V138H139ZM153 139H157V138H153ZM167 139H168V137H167ZM167 139L164 138L165 141H166ZM171 139H172V138H171ZM171 139H170V140H171ZM175 139H181V138L176 137ZM187 139H188V138H187ZM187 139H186V140H187ZM191 139H193V137H192ZM196 139L198 140V138H196ZM3 140H4V139H3ZM55 140H54V141H55ZM62 140H63V139H62ZM90 140H91L92 142H91ZM103 140H105L104 137H103ZM103 140H100V141L102 142ZM121 140H122V139H121ZM137 140H138V139H137ZM159 140H160V139H159ZM181 140H182V139H181ZM186 140H183V141L187 142ZM188 140H189V139H188ZM5 141H4V144H5ZM40 141H41V140H40ZM56 141H57V140H56ZM60 141H61V140H60ZM96 141H97V140H96ZM107 141H108V140H107ZM110 141H112V139H110ZM118 141H120V140L118 139ZM125 141H126V140H125ZM127 141H128V140H127ZM127 141H126V142H127ZM147 141H148V142H147ZM153 141H154V140H153ZM156 141H157V140H156ZM160 141H161V140H160ZM162 141H163V139H162ZM172 141H174V140H171V142H172ZM183 141H182V142L179 141V143H181L182 146L185 144ZM41 142H42V141H41ZM43 142H44V141H43ZM51 142H53V140H52ZM64 142H65V141H64ZM103 142H104V141H103ZM120 142H121V141H120ZM123 142H124V141H123ZM130 142L133 143V141H130ZM134 142H135V141H134ZM137 142H138V141H137ZM154 142H155V141H154ZM157 142H158V141H157ZM166 142H167V141H166ZM168 142L170 143V141H168ZM189 142L192 143V141H190V140H189ZM193 142H195V141H193ZM54 143H55V142H54ZM127 143H128V142H127ZM127 143H126V144H127ZM150 143H151V142H150ZM152 143H153V142H152ZM155 143H156V142H155ZM155 143H153V144H155ZM183 143H184V144H183ZM198 143H199V142H198ZM218 143H219V142H218ZM1 144H2V143H1ZM51 144H52V143H51ZM51 144L48 143V145L50 146V148H52ZM57 144H58V142L56 143V145H57ZM96 144H97V143H96ZM120 144H121V143H120ZM128 144H129V143H128ZM139 144H141V143H139ZM139 144H138V145H139ZM142 144H143V143H142ZM146 144H145V145H146ZM156 144H157V143H156ZM159 144H160V146H161L162 143L160 142ZM159 144H158V146L155 145L156 147H154V146L152 145V146H153V150L155 149V150H156V153H157V151H158L157 148H158V147L160 148ZM163 144H164V143H163ZM170 144H171V147H173V146L175 145V144H174V145L172 146L173 143H170ZM189 144H190V143L185 144L184 147L187 146L186 148H188V145H189ZM219 144H221V142H220ZM37 145H38V144H37ZM52 145H53V148L56 147V146H54V144H52ZM117 145H118V144H117ZM122 145L125 146L123 143L121 144V146H122ZM129 145H130V144H129ZM143 145H144V144H143ZM145 145H144V146H145ZM147 145H148V144H147ZM147 145H146V146H147ZM165 145H166V143H165ZM176 145H177V144H176ZM176 145H175V146H176ZM190 145H191V144H190ZM195 145H196V143H195ZM202 145H203V144H202ZM217 145H218V144H217ZM217 145H216V146H217ZM221 145H223V144H221ZM0 146H1V145H0ZM8 146H7V147H8ZM34 146H35V144H34ZM57 146H58V145H57ZM84 146H83V149L81 148L83 151H84L85 148H86V147L84 148ZM114 146H115V145H114ZM118 146H119V145H118ZM148 146L150 147V145H148ZM148 146H147V148H148ZM167 146H168L169 152L172 154L173 150H171V149L169 148V145H167ZM175 146H174V147H175ZM198 146H199V145H196L195 148H197ZM31 147H33V146H31ZM35 147H36V146H35ZM46 147H47V146H46ZM46 147H45V148L43 147L45 150H44V149L41 150V151H43V155H46V154H48V152H50V150L48 149L49 147L47 148L49 151L46 152ZM70 147H71V146H70ZM75 147H74V148H75ZM93 147H94L95 149L97 148V147H95V146H93ZM119 147H120V146H119ZM162 147H163V146H162ZM162 147H161V148H162ZM192 147H193V146L191 145V149L194 148V147H193V148H192ZM218 147H222V146H219V145H218ZM218 147H217V149H215V150H216L215 152H216L217 154H221L220 152H218ZM4 148H5V147H4ZM41 148H42V147H41ZM58 148L60 149L61 147H58ZM64 148H65V147H64ZM91 148H92V147H91ZM94 148H93V149H94ZM116 148H117V147H116ZM124 148L127 150L126 147H124ZM129 148H130V147H129ZM131 148H133L132 145H131ZM134 148H136V147H134ZM134 148H133V149H134ZM142 148H143V147H142ZM150 148H151V147H150ZM176 148H177V146H176ZM176 148H175V150H176ZM189 148H190V147H189ZM5 149H6V148H5ZM13 149H12V150H13ZM70 149H71V148H70ZM75 149H76V148H75ZM106 149H107V148H106ZM121 149H122V148H121ZM140 149H141V148H140ZM164 149H166V148L164 147ZM164 149H163V152L166 151V150L164 151ZM168 149H167V150H168ZM191 149H189V150H191ZM219 149L221 150V148H219ZM222 149H223V148H222ZM26 150H27V148H26ZM30 150H31V149H30ZM52 150H53V149H52ZM64 150H65V149H64ZM103 150H104V148H103ZM116 150H117V149H116ZM123 150H124V149H122V151H123ZM126 150H125V151H126ZM170 150H171L172 152H171ZM181 150L184 151V155L187 154V153L185 154V151H188V149L185 150V148L183 149V147H182ZM194 150H195V149H194ZM202 150H203V149H201V152H202ZM8 151H9V153H10L9 156L12 157V155H11V152H12V151H10V150H8ZM13 151H14V150H13ZM15 151L13 152L14 156H16L15 154H19V153L21 154V153L23 152V149H21L22 152H20V151L17 150L18 153H17V152L15 153ZM28 151H29V147H28ZM44 151H45V153H44ZM61 151H62V150H61ZM68 151H69V150H68ZM72 151H74V150H73V147H72ZM141 151H142V150H140V152H141ZM146 151H147V150H146ZM176 151H179V152H180V149H178V150H176ZM191 151H192V150H191ZM191 151H190V152H191ZM31 152H32V151H31ZM53 152H54V151H53ZM62 152H63V151H62ZM65 152H66V151H64L63 153L65 154ZM69 152H70V151H69ZM100 152H101V151H100ZM158 152H159V151H158ZM197 152L200 153V148L197 150ZM24 153H27V151L24 152ZM24 153H23V154H24ZM35 153H37V150L35 151ZM54 153H56V155H57V151H55ZM66 153H68V152H66ZM84 153H85V151H84ZM117 153L119 154L118 156H123V157H127V156H128V153H127V152H126V153H125V152H124V153H123V152L121 153V152H119V149H118V152H117ZM160 153H162V152L160 151ZM165 153H166V152H165ZM165 153H164V155H165ZM194 153H195V152H194ZM222 153H224V151H223ZM23 154H22V155H23ZM28 154H30V152H28ZM32 154H33V152L31 153V155H32ZM39 154H40V152H39ZM50 154H51V156H52V151H51ZM50 154H49V155H50ZM61 154H62V153H61ZM74 154H75V153H74ZM99 154H102V152H101V153H97L96 156H98ZM135 154L137 155V153H135ZM138 154H139V153H138ZM151 154L154 156L153 153H150V155H151ZM158 154H159V153H158ZM177 154H178V153H177ZM180 154H181V155H180ZM180 154H179V155H180L182 158H184V157H183V153H180ZM192 154H193V153H192ZM24 155H25V154H24ZM24 155H23V156H24ZM92 155H94V154H92ZM102 155H103V154H102ZM133 155H134V153H133ZM140 155H141V154H140ZM142 155H143V154H142ZM187 155L191 156V155L189 154V151H188V154H187ZM193 155H194V154H193ZM193 155H192V156H193ZM32 156H33V157H34V156L37 157V155H34V154H33ZM32 156H31V157L28 156V157H30V159H31ZM59 156H60V155H59ZM63 156H64V155H63ZM63 156H62V157H63ZM68 156H69V158H68ZM82 156H83V155H82ZM103 156H104L105 158H107V157L105 156V154H104ZM103 156H102V157H103ZM134 156H135V155H134ZM137 156H138V155H137ZM156 156H157V154H156ZM158 156H159V155H158ZM176 156H177V155H176ZM189 156H188V157H189ZM11 157H10V158L8 157V158H9V159H12ZM19 157L21 158V155H19ZM25 157L28 159L27 155H25ZM43 157H44V156H43ZM52 157L55 158L54 156H52ZM62 157L60 156L59 158L62 159ZM64 157H65V156H64ZM64 157H63V159H65ZM76 157H77V155H76ZM88 157H90V155H89ZM88 157H87V158H88ZM143 157H144V156H143ZM146 157H147V158H145V157H144V158H145V160L148 161V159H149L148 157H149V156L146 155ZM167 157H168V159L172 158V157L169 158V155H167ZM173 157H174V159H176V161H177V159H180V158H175L174 155H173ZM193 157H196V156H193ZM13 158H15V161H14L13 159H12L10 162H8V161L6 160L9 164H12V165H10V166H13V165L15 166V164H16L18 167L21 166V167L25 168V167H24V165H25L24 162H23L24 164L22 163L23 166H22V164L19 166L18 163H20V160L17 158V156H16V157H13ZM41 158H42V156H41ZM48 158L50 159L49 156H47V159H48ZM77 158H78V157H77ZM80 158H81V156L79 157V159H80ZM95 158H96V160H98L97 157H95ZM99 158H100V157H99ZM127 158H128V157H127ZM138 158H140V157H138ZM141 158H142V156H141ZM141 158H140V159H141ZM150 158H151V156H150ZM165 158H166V155H165ZM185 158H186V157H185ZM185 158H184V159H185ZM22 159H25V158H22ZM22 159H21V162H22ZM37 159H38V161H39V167H41L40 162H42V164H44V163H45V160H46V157H45V160L42 158L43 161H41L40 158H38V157H37ZM68 159L70 160V154L67 155V160H68ZM71 159L73 160V158H71ZM81 159H82V158H81ZM83 159H84V158H83ZM88 159H89V158H88ZM101 159H103V158H101ZM134 159L136 160L137 157H134ZM152 159H153V158H152ZM152 159H150V160H152ZM155 159H156V158H155ZM160 159H161V158H160ZM166 159H167V158H166ZM168 159H167V161H168ZM191 159H192V158H191ZM193 159H195V158H193ZM196 159H197V157H196ZM196 159H195V160H196ZM18 160H19V162L17 163ZM33 160H34V159H33ZM92 160H94L93 157H92ZM120 160H121V159H120ZM156 160H157V159H156ZM188 160H189V159L187 158L186 161H188ZM25 161L29 162L28 160H25ZM38 161H37V162H38ZM56 161L58 162L59 160L56 158ZM61 161H62V160H61ZM74 161H77V160L74 159L73 162H74ZM79 161H81V160H79ZM79 161H78V162H79ZM86 161H87V160H86ZM90 161H91V160L89 159L88 162H90ZM94 161H95V160H94ZM101 161H102V160H101ZM110 161H111V159H109V164H111ZM121 161H122V160H121ZM121 161H120V162H121ZM152 161H155V160L153 159ZM172 161H174V160H172ZM172 161L169 160L168 162L170 163V162H172ZM12 162H14V164H13ZM35 162H36V160H35ZM35 162H34V163H35ZM48 162H49V161H46V164L50 165V163H48ZM52 162H53V160H52ZM62 162H63V161H62ZM65 162H66V161H65ZM78 162H76V163H77V166L79 167ZM81 162H83L84 164H86V163L84 162V160L81 161ZM117 162H118V161H117ZM120 162H119V164H120V165L122 164V165H121V166H120V165H117V167H119V169H120L119 171H120L122 174H124L125 176H126L127 174H129V175H130L133 179H135V180H137L136 177L138 178V177L140 176L139 178H141V175H139V174H138L139 176H138V175L136 176L134 173H130L129 170H130L132 167H130V166H129L130 168L128 167L127 160H126V162H125L124 160H123V162H121V163H120ZM131 162H132V161H131ZM134 162H137V161H134ZM159 162H160V160H159ZM168 162H166V163L168 164ZM191 162L194 164V161H191ZM3 163H4V162H3ZM29 163H30V164L32 163V159L30 160ZM29 163L26 165L27 168H25L26 170L29 169V170H27L26 173L30 174V173H31V170H30V169L32 168V169H34L35 171L37 170V171L35 172L36 175L38 174V172H39V174H42V173H40V171H38L40 168H37V166H36V167H35V166H32V167H31V165H30ZM53 163H54V162H53ZM55 163H56V162H55ZM63 163H64V162H63ZM76 163H75V164H76ZM90 163H91V162H90ZM95 163H96V162H95ZM112 163H113V162H112ZM137 163H139V162H137ZM137 163H136V164H137ZM147 163H149V162H147ZM155 163H156V162H155ZM188 163H189V162H188ZM84 164H83V165H84ZM91 164H92V163H91ZM113 164L116 165L115 162H114ZM133 164H134V163L132 162V165H133ZM153 164H154V162H153ZM161 164H162V163H161ZM171 164H173V163H170V165H171ZM177 164H178V163H177ZM189 164H190V163H189ZM193 164H192V165H193ZM195 164H196V162H195ZM3 165H4V164H3ZM29 165H30V167H29ZM32 165H33V164H32ZM35 165H36V164H35ZM44 165H45V164H44ZM55 165H56V164H55ZM55 165H53V166H55ZM67 165H68V164H67ZM95 165H98V164L96 163ZM99 165H100V164H99ZM99 165H98V166H99ZM129 165H130V164H129ZM137 165H138V164H137ZM140 165H141V164H140ZM145 165H146V164H145ZM156 165H157V164H156ZM159 165H160V164H159ZM4 166H5V168H4ZM4 166H3V169H6L7 166H6V165H4ZM14 166H13L12 168H13V172H14L13 174L15 175V174H16L15 171H18L19 168H18L17 166H15V167H16V169H15ZM91 166H92V165H91ZM91 166H88V164L86 165V167H88V168H90ZM93 166H94V163H93ZM104 166H105V165H104ZM143 166H144V165H143ZM143 166H142V167H143ZM153 166H154V165H153ZM157 166H158V165H157ZM160 166H161V165H160ZM167 166H168V165H167ZM1 167H2V165H1ZM28 167H29V168H28ZM33 167H34V168H33ZM44 167H45V166H44ZM47 167H49V166H47ZM56 167H57V166H56ZM59 167H60V166H59ZM59 167H57V168H59ZM62 167H63V166H62ZM70 167H71V166H70ZM86 167H85V169H86ZM94 167H95V166H94ZM110 167H111V166H110ZM112 167H113V166H112ZM136 167H137V166H136ZM138 167H139V166H138ZM144 167H146V166H144ZM147 167H148V166H147ZM147 167H146L145 169H147ZM169 167L172 168V165H171V166H168V168H169ZM8 168H9V171L7 172V174H10L9 172H10V168H11V167H8ZM12 168H11V170H12ZM35 168H36V169H35ZM49 168H50V167H49ZM54 168H55V167H54ZM65 168H66V167H65ZM67 168H68V167H67ZM73 168H74V167H73ZM73 168L71 167L72 170H73ZM95 168H97V167H95ZM103 168H106V166L103 167ZM128 168H129V170H128ZM153 168L156 169L155 166H154ZM163 168H164V167H163ZM176 168H177V167H176ZM20 169H22V168H20ZM45 169H46V167H45ZM55 169H56V168H55ZM59 169H60V168H59ZM74 169H75V168H74ZM78 169H79L78 171L80 172V168H78ZM82 169H83V168H82ZM135 169L138 170L137 168H135ZM139 169H140V167H139ZM145 169H144V172H145ZM155 169H154V170H155ZM161 169H162V167H161ZM164 169H165V168H164ZM0 170H1V169H0ZM34 170H33V171H34ZM49 170H50V169H49ZM61 170H62V172L65 171V170L63 171V169H61ZM76 170H77V169H76ZM76 170H75V173H76ZM99 170H100V169H99ZM108 170H109V169H108ZM112 170H113V169H112ZM115 170H116V169H115ZM127 170H128L129 172H127ZM150 170H151V171H150V173L148 172V174H152V173H153L152 169H150ZM156 170H157V169H156ZM156 170H155V171H156ZM159 170H160V169H159ZM170 170H171V169H170ZM174 170H175V168H174ZM1 171H2V170H1ZM19 171H20V170H19ZM19 171H18V172H19ZM24 171H25V170H24ZM24 171H23V169H22V171H21V173H20V174H21V177L19 176L20 174L17 175V177L20 179V182H19V183H21L22 180H23L24 178H28L27 175L24 173ZM28 171H29L30 173H29ZM44 171H45V170H44ZM52 171H53V169H52ZM54 171H55V170H54ZM58 171H59V170H58ZM66 171H67V170H66ZM83 171H84V169H83ZM85 171H87V170H85ZM85 171H84V172H85ZM89 171H90V170H89ZM91 171H93V172L95 173L96 170L94 171V168H93V170H91ZM105 171H106V169H105ZM133 171H135V170H133ZM161 171H163V169H162ZM2 172H3V171H2ZM22 172H23L24 175H26V176H24ZM45 172H46V171H45ZM48 172H49V171H48ZM55 172H56V171H55ZM67 172H68V171H67ZM70 172H71V170H70ZM98 172H99V171H98ZM102 172H104V171L102 170ZM107 172H108V171H107ZM114 172H115V171H114ZM137 172H138V171H137ZM151 172H152V173H151ZM159 172H160V171H159ZM165 172H166V171H165ZM169 172H170V171H169ZM169 172H168V173H169ZM11 173H12V172H11ZM32 173H33V172H32ZM32 173H31L29 176H31V177L34 176ZM56 173H57V172H56ZM82 173H83V172H82ZM90 173H91V172H90ZM138 173H139V172H138ZM140 173H142V175H143V172L140 171ZM156 173H157V172H156ZM156 173H155V174H156ZM162 173H163V172H162ZM48 174H51V176L49 175L50 177H54L53 172H52V173L50 172V173H48ZM48 174H47V175H46V174L44 175V173H43V179H44V176H45L46 178L49 179V177H47ZM57 174H58V173H57ZM59 174H62V173L59 171ZM67 174H68V173H67ZM85 174H86V173H85ZM92 174H93V173H92ZM96 174H97V173H96ZM100 174H101V176L103 175L102 173H100ZM122 174H121V175H122ZM173 174H174V173H173ZM173 174H172V175H173ZM204 174L206 175V173H204ZM1 175L3 176V177L0 176V177H1L0 180L2 181V184L5 182L6 185H8V184L10 185V183L7 184V181L10 179V177H8V178H9V179H8L7 176H6L5 179H7V181H5V180H4V174L1 173ZM5 175H6V173H5ZM63 175H65V172H64ZM63 175H61L62 178H61L60 176H56V177H60L61 179H63ZM72 175H73V174H72ZM72 175L69 174L70 177H71ZM76 175H80V176H81L82 174L77 173ZM94 175H95V174H94ZM97 175H98V174H97ZM97 175H96V176H97ZM104 175H105V173H104ZM104 175H103V177H105V179H106V176L108 175V173H107V175H105V176H104ZM144 175H145V174H144ZM152 175H153V174H152ZM152 175H151V177H150V176H144V178H145V177L153 178V179H155V181H156L155 176L158 177V176H157L158 174L155 175L154 177H152ZM161 175H162V174H161ZM165 175H166V173H165ZM10 176H11V174H10ZM40 176H41V175H40ZM40 176H39V177L37 176V178H40V179H41L42 177H40ZM85 176H86V175H85ZM85 176H83V178H81V181H82V182L84 181L83 179L85 178ZM98 176H99V175H98ZM108 176H109V175H108ZM118 176H119V175H117V179H118V181H119V177H118ZM167 176H168V175H167ZM200 176H202V178H204L203 173H202ZM12 177H13V176H12ZM17 177H16V178H17ZM31 177H30V179L33 180ZM111 177H112V176H111ZM121 177H122V176H121ZM123 177H124V176H123ZM126 177H127V176H126ZM131 177H128V178H131ZM162 177H165V176L162 175ZM205 177H206V176H205ZM207 177H208V175H207ZM2 178H3L4 181L2 180ZM13 178H14V177H13ZM16 178H15V179H16ZM64 178L66 179V178H68V176H67V177L64 176ZM77 178H78V177H77ZM88 178H89V177H88ZM115 178H116V177H115ZM148 178H147V179H148ZM159 178H160V177H159ZM168 178H169V177H168ZM172 178H173V177H172ZM172 178H171V181L174 180V179H172ZM208 178H210V177H208ZM208 178H207V180H208ZM211 178H212V177H211ZM211 178H210V180H211ZM15 179H14V180H15ZM21 179H22V180H21ZM30 179H29V182L31 181ZM40 179H39V182H40ZM50 179H52V178H50ZM54 179H55V178H54ZM54 179H53V180H54ZM70 179L72 180V178H70ZM85 179H86V178H85ZM89 179H90V178H89ZM97 179H100V178H97ZM97 179H96V180H97ZM105 179H104V180H105ZM153 179H152V180H153ZM214 179H215V178H213V180H214ZM10 180H11V179H10ZM34 180H35V181H32L31 184H32L33 182H35V184L33 183V185H35L36 187H35V189H33V190H36V188H37V185H36V179L34 178ZM44 180H45V179H44ZM44 180H43V182H41L42 184H44V185L41 184L43 187H46V186H48V185L52 187L53 184L55 183V184H54V188H53V190L51 189L53 192H54V190H55L56 188L59 187V189H60V187H61V185H58V184H57V183H60L61 180H60V181L58 180V182H55V181H54V183L50 181L51 183H53L52 185H50L51 183L48 184L49 181H47V183H46V182L44 183ZM46 180H47V179H46ZM53 180H52V181H53ZM56 180H57V179H56ZM67 180H68V179H67ZM71 180H70V181H71ZM78 180H79V178H78ZM78 180H77V182H78ZM86 180H87V179H86ZM91 180H92V179H90V181H91ZM96 180L94 179L95 183H96ZM120 180H121V181H122V180L125 181L124 178H123V179H120ZM144 180H146V179H144ZM152 180L150 181L151 183H152ZM160 180H162V179H160ZM213 180H211V183L213 182ZM1 181H0V184H1ZM24 181H25V180H24ZM24 181H23V182H24ZM37 181H38V179H37ZM75 181H76V179L74 178V179H73V183H74ZM99 181H100V180H99ZM101 181H102V180H101ZM107 181H109V180H107ZM107 181H106V182H107ZM131 181H132V179H131ZM131 181H130V182H131ZM133 181H134V180H133ZM147 181H148V180H146V182H147ZM175 181H176V180H175ZM12 182H14V181L12 180ZM12 182H11V184H13ZM23 182H22L21 184H23ZM27 182H28V180H27ZM27 182H26V183H27ZM29 182H28V184L26 185V189H28L27 187H28V185H29ZM68 182H69V180H68ZM71 182H72V181H71ZM119 182H120V181H119ZM127 182H128V181H127ZM130 182H128V183H130ZM135 182H136V181H135ZM141 182L143 183V180H141ZM146 182H145V183H146ZM157 182H159V180H158ZM157 182H156V183H153V184L155 185V184H157ZM160 182H161V181H160ZM160 182H159V183H160ZM165 182H166V181H165ZM173 182H174V181H173ZM202 182H203V179H202V181H201V180L199 181V184L202 183ZM209 182H210V181H209ZM209 182H208V183H209ZM214 182H215V180H214ZM16 183H17V181H16ZM61 183H62V182H61ZM69 183H70V182H69ZM78 183H80V182H78ZM84 183H85V185L88 184V186H86V187H89V184H91V182H89V181L84 182ZM95 183H94V184H95ZM104 183H105V182H104ZM110 183H111V181H110ZM120 183H121V182H120ZM123 183H124V182H123ZM138 183H139V182H138ZM167 183H168V182H167ZM208 183H206V181H205L204 186L206 185V187H207V186H208V185H207ZM211 183H209V184L211 185ZM17 184H18V183H17ZM17 184H16V185H17ZM21 184H18V185H21ZM39 184H40V183H39ZM47 184H48V185H47ZM63 184L65 185V183H63ZM63 184H62V185H63ZM74 184H75V183H74ZM124 184H125V183H124ZM133 184H134V183H133ZM133 184H129V186L126 184V186H128L127 188L130 189L131 186L133 187ZM140 184H141V183H140ZM143 184H144V183H143ZM147 184H149V182H147ZM153 184H152V185H153ZM215 184H217V183H215ZM4 185H5V184H4ZM6 185H5V186H6ZM24 185H25V183H24ZM33 185H32L31 187H29V188H31V190H32V188H34ZM76 185H77V183H76ZM82 185H83L82 183H81V185H77L79 190H80L79 186H82ZM97 185H98V184H97ZM106 185H107V184H106ZM130 185H131V186H130ZM141 185H142V184H141ZM161 185H162V184H161ZM161 185L158 186L159 189H160V188H163V186H161ZM172 185H173V184H172ZM212 185H214V184H212ZM10 186H11V185H10ZM13 186H14V184H13ZM22 186H23V185H22ZM22 186H20V187L22 188ZM49 186H48V187H49ZM103 186H104V185H103ZM109 186H110V185H109ZM142 186H143V185H142ZM145 186H146V184L144 185V187H145ZM149 186H150V184H149ZM165 186H166V185H165ZM202 186H203V183H202ZM204 186H203V187H204ZM39 187H40V186H39ZM43 187H42V188H43ZM48 187H47V188H48ZM51 187H50V188H51ZM63 187H64V186H63ZM70 187H71V185H70ZM72 187H73V185H72ZM74 187H76V186L74 185ZM86 187H85V188H86ZM98 187H99V186H98ZM110 187H112V185H111ZM118 187H119V189H120V186H118ZM118 187H117V188H118ZM124 187H125V185H124ZM136 187H137V186H136ZM136 187H135V190H136ZM138 187H139V186H138ZM147 187H148V186H146V189H147ZM154 187H155V186H153V191H152L153 193H154V191L156 190V189L154 190ZM156 187H157V185H156ZM158 187H157V190H158ZM172 187H174V186H172ZM203 187H200V188L202 189ZM206 187H204V188H206ZM1 188H2V185H1ZM3 188H4V186H3ZM3 188H2L1 190H3ZM12 188H13V187H12ZM12 188H11V187H10V188L7 187V189H8L9 191H11L10 189H12ZM17 188H18V187H16L15 189H17ZM64 188L67 189V187H64ZM92 188H93V186H92ZM94 188H95V187H94ZM100 188H101V187H100ZM103 188H104V187H103ZM105 188H106V187H105ZM114 188H116V186H114ZM184 188H185V187H184ZM22 189H23L22 192L24 193V192L26 191L25 187L23 186ZM22 189H20V190H22ZM66 189H64V191H65ZM76 189H77V188H76ZM78 189H77V190H78ZM81 189H82V187H81ZM109 189L111 190V188H109ZM122 189L124 190V188H122ZM139 189H140V188H139ZM139 189H137V190L140 191ZM164 189H165V188H164ZM173 189H175V188H173ZM173 189H171V190H173ZM182 189H183V188H182ZM201 189H200V190H201ZM206 189H207V191H208L209 188H206ZM1 190H0V191H1ZM5 190H6V189H5ZM5 190L3 191V193H5ZM44 190H45V191H44ZM44 190H43L44 193L46 192L47 194H43L42 191H41L42 195H44L43 197H47V195L49 196L50 194H48V193H49L50 191L48 192L46 189H44ZM49 190H50V189H49ZM68 190L71 191V190H73V189L70 190V189L68 188ZM85 190H88V189L86 188ZM90 190H91V189H90ZM117 190H118V189H117ZM127 190H128V189H127ZM131 190H132V188H131ZM131 190H130V192H131ZM142 190H144V189H142ZM157 190H156V191H157ZM183 190H184V189H183ZM12 191L14 192L15 190H12ZM16 191H18V190H16ZM29 191H30V190H29ZM36 191H37V190H36ZM38 191H39V188H38ZM38 191H37V193H36L37 196L39 195V192H38ZM52 191H51V192H52ZM55 191H56V190H55ZM69 191H68V192H69ZM82 191H83L82 194L85 193V192H84V189H83ZM95 191H96V190H95ZM101 191H102V193L104 192L103 189H101ZM113 191L115 192V190H113ZM113 191H112V192H113ZM128 191H129V190H128ZM128 191H127V192H128ZM146 191H148V190H146ZM160 191H161V190H160ZM164 191H165V190H164ZM164 191H163V192H164ZM184 191L186 192V190H184ZM189 191H190V190H189ZM189 191H187V192H189ZM198 191H199V190H198ZM202 191L205 193V190L202 189ZM1 192H2V191H1ZM13 192H12V193H13ZM20 192H21V191H20ZM32 192H33V191H32ZM32 192H30V193H32ZM56 192H57V191H56ZM62 192H63V191H62ZM66 192H67V191H66ZM68 192H67V193H68ZM106 192H108V189L106 190ZM112 192L110 193L111 195H112ZM118 192L120 193V191H118ZM118 192H117V193H118ZM123 192H126V187H125V190H124ZM127 192H126V194H127ZM136 192H137V191H136ZM142 192H143V191H142ZM157 192H158V191H157ZM165 192H166V191H165ZM165 192H164V193H165ZM168 192H169V191H168ZM174 192H175V190H174ZM177 192H178V191H176V194H178ZM181 192H183V191H181ZM185 192H184V193H185ZM192 192H193V190H192ZM192 192H191V193L189 192V193H190V194H193V195H190V197L193 199V198H195V197H194V193H192ZM12 193H11V194H12ZM17 193H19V192H17ZM27 193H28V190H27ZM57 193H59V192H57ZM74 193H75V192H74ZM74 193H73V195H74ZM96 193L99 194L98 197H101L100 194L102 195V193H99L98 191H97ZM104 193H105V192H104ZM119 193H118V195H120ZM140 193H141V192H140ZM149 193H150V192H149ZM172 193H173V192H172ZM179 193H180V190H179ZM184 193H182V194H183L184 196L187 197L188 195H185ZM189 193H187V194H189ZM199 193L202 194L201 191H199ZM199 193H198V195H199ZM207 193H208V192H207ZM6 194L8 195L9 193L6 192ZM60 194H61V193H60ZM62 194H64V192H63ZM70 194H71V192H70ZM85 194H86V193H85ZM87 194H88V193H87ZM89 194H90V192H89ZM97 194H96V197H97ZM151 194H152V193H151ZM165 194H166V193H165ZM169 194H170V197H172L173 194L171 195L170 192H169ZM3 195H5V194H3ZM7 195H6V196H7ZM15 195H16V194H15ZM17 195H18V194H17ZM23 195H24V194H20V195H18V196L20 197V196H23ZM26 195H27V194H26ZM28 195H30V194H28ZM31 195H32V194H31ZM34 195H35V194H34ZM45 195H46V196H45ZM53 195H54V194H53ZM71 195H72V194H71ZM93 195H95V194H93ZM134 195H137L138 197H139V196H143L142 193H141V194H139V193H138V194H135V193H134ZM145 195H146V194H145ZM145 195H144V196H145ZM158 195H159V192H158ZM166 195L169 196L168 194H166ZM196 195H197V194H196ZM198 195L196 196V199H200L199 196H201V195H199V196H198ZM202 195H203L204 198L201 196V197H202L201 199H203V201L206 200L207 198H205V197H206L207 195H206V196H205V194H202ZM6 196H5V197H6ZM8 196H9V195H8ZM24 196H25V195H24ZM24 196H23L22 198H24ZM32 196H33V195H32ZM64 196H65V195H64ZM67 196H68V195H67ZM114 196H115L116 198H118L116 195H114ZM167 196H166V197H167ZM175 196H176V195H175ZM210 196H211V194H210ZM12 197H13V196H12ZM43 197H39V199L41 198V199H43V201H44V200H45V201H46V200L49 201L48 198H50V196L47 197V199H44ZM51 197H55V195H54V196H51ZM68 197H69V196H68ZM94 197H95V196H94ZM96 197H95V198H96ZM103 197H106V196H103ZM109 197H110V196H108V198H109ZM119 197H120V196H119ZM138 197H136V199H137ZM173 197H174V196H173ZM190 197H187V198L190 199ZM198 197H199V198H198ZM207 197H208V196H207ZM8 198H9V197H8ZM14 198L16 199L15 196H14ZM29 198H30V197H29ZM31 198H33V197H31ZM55 198H56V197H55ZM60 198H61V196L59 197V195H58V199L56 198L55 200L57 201V200H59ZM69 198H70V201H73L74 203H76L74 200L71 199V198H73V197H69ZM110 198L112 199L113 197H110ZM120 198H121V197H120ZM120 198H118V199H120ZM142 198H143V197H141V199H142ZM5 199H6V198H5ZM61 199H64V197L62 196ZM67 199H68V198H67ZM96 199H97V198H96ZM96 199H95V200H96ZM111 199H110V200H111ZM118 199H115L114 202L117 203L116 200H118ZM128 199H129V197H128ZM138 199H140V197H139ZM201 199H200V200H201ZM9 200H10V199H9ZM13 200H14V199L12 198V200H10V202L13 201ZM64 200H65V199H64ZM98 200H99V199H98ZM101 200H102V199H101ZM108 200H109V199H108ZM132 200H133V199H132ZM134 200H135V199H134ZM162 200H163V199H162ZM190 200H191V199H190ZM1 201L4 202V200L0 197V202H1ZM15 201H16V200H15ZM15 201H14V202H15ZM29 201H30V200H29ZM41 201H42V200H41ZM47 201H46V202H47ZM66 201H67V200H66ZM70 201H69V202H70ZM118 201H120V200H118ZM166 201H167V198H166ZM166 201H165V203H166ZM168 201H170V200H168ZM193 201H194V200H193ZM195 201H196V200H195ZM208 201H209V200H208ZM5 202L7 203V202H8V199H6ZM18 202H20V201H18ZM21 202H23V200H21ZM25 202H26V203L28 202L27 199H26V196H25ZM46 202H45V203H46ZM50 202H51V200H50ZM61 202H62V201H61ZM105 202H106V201H105ZM109 202H110V201H109ZM130 202H131V201H130ZM190 202H191V201H190ZM205 202H206V201H205ZM209 202H210V201H209ZM11 203H13V202H11ZM15 203H16V202H15ZM51 203H54V202H51ZM74 203H73V204H74ZM110 203H113V201H111ZM165 203L162 202V204H165ZM203 203H204V202H203ZM13 204H14V203H13ZM18 204L21 205V203H18ZM58 204L60 205V203H58ZM76 204H78V203H76ZM106 204H107V203H106ZM114 204H115V203H114ZM131 204H132V203H131ZM166 204H168V203H166ZM192 204H193V207H191V210H192V212L194 213L193 209H194V210H198V209H197L196 207H195L196 209L194 208V204H195V206H196V203H194V202H193V203H192V202L190 203V205L188 206L189 209H190V206H192ZM204 204H207V205H203V207H202L203 210L208 209V208H205V207H209V206H208V203L206 202V203H204ZM0 205H1V204H0ZM3 205H5V204H3ZM7 205H8V204H7ZM9 205H10V204H9ZM14 205H15V206H14ZM14 205H13V206H14V207H13V208H14L13 211H16L17 208L15 209V207H16V206L18 207V206H20V205H16V204H14ZM24 205H25V204H24ZM45 205L48 206L47 203H46ZM49 205H50V204H49ZM197 205H198V206H201V204H200V205L197 204ZM5 206H6V205H5ZM11 206H12V204H11ZM26 206H27V205H26ZM53 206H56V205H55V204H52V207H50V208H53ZM61 206L63 207L64 205L62 204ZM68 206H69V205H68ZM74 206L76 207V205H74ZM101 206H102V205H101ZM107 206H111V205H107ZM112 206H113V205H112ZM112 206H111V207H112ZM130 206H132V205H130ZM164 206L166 207V205H164ZM198 206H197V207H198ZM48 207H49V206H48ZM79 207H80V206H79ZM159 207L161 208V206H159ZM0 208H1V207H0ZM9 208H10V207H9ZM20 208L22 209V207H20ZM20 208H19V209H20ZM24 208H25V207H24ZM54 208H55V207H54ZM54 208H53V210H54ZM69 208H70V207H69ZM71 208H73V207H71ZM107 208H108V207H107ZM156 208H157V207H156ZM192 208H193V209H192ZM202 208L200 207V209H199L198 211H202V210H201ZM4 209L6 210L7 208L4 207ZM19 209H17V210H19ZM76 209H78V208H76ZM99 209H100V208H99ZM101 209H102V208H101ZM151 209H153V208H150L149 210H151ZM161 209H163V211H164L165 209H168V208H161ZM187 209H188V208H187ZM1 210H2V209H0V211H1ZM26 210H27V209H26ZM51 210H52V209H49L48 211H51ZM65 210L67 211L68 209H66V207H65ZM74 210H75V209L73 208V211H74ZM90 210H91V209H90ZM90 210H89V211H90ZM97 210H98V209H97ZM105 210H106V209H105ZM159 210H160V209H159ZM11 211H12V210H11ZM21 211H22V210H20L19 212H21ZM56 211H57V209H56ZM56 211H55V212H56ZM60 211H61V210H59V213H60ZM107 211H108V209H107ZM165 211H166V210H165ZM7 212H8V211H7ZM19 212H17L18 215H19ZM27 212H28V211H27ZM92 212H94V211H92ZM149 212H150V211H149ZM149 212H148V213H149ZM152 212H154V211L152 210ZM159 212H160V211H159ZM161 212H162V210H161ZM161 212H160V215H162ZM166 212H167V211H166ZM202 212H203V211H202ZM0 213H1V212H0ZM2 213H3V212H2ZM5 213H6V212H5ZM9 213H11V212H9ZM15 213H16V212L11 213V214H13L12 216H14ZM21 213H22V212H21ZM69 213H70V209H69ZM79 213L81 214V212H79ZM95 213L99 214L98 211H96V210H95ZM103 213H104V211H103ZM23 214H24V213H23ZM27 214H28V213H26V215H27ZM57 214H58V213H57ZM77 214H78V213H77ZM77 214H76V215H77ZM83 214H84V213H83ZM101 214H102V213H101ZM101 214H100V217H101ZM106 214H107V212H106ZM152 214H153V213H152ZM154 214H155V215L158 214V211H157V213L154 212ZM3 215H6V214L3 213ZM18 215H16L15 218H10L11 216L8 217L9 215L7 216L8 218L5 216L6 219H7L5 225L2 224V223H0V224H1V225H0V232H1L2 230L4 231L3 233H4L5 236L7 237V238H5L4 240L6 241V244H8V246H11V247H12V250H13V246H12V245H13L14 242H15V241H14V237H15V239H16V243H19V242H20L19 245H15V246H17V248L14 247V250H15L14 253H12V252H11V253H8V255L11 256V257H8V256L6 255L7 258L5 257V258H6V259H5V262H3V263L0 262V264H17V261H20V259H18V260L16 261V256H17V254H18V255L20 254V256L23 257V255L26 253V251H28V248H29V249L32 248L31 252L33 251V252L36 254L35 251H37V250H36V245L34 244V243L36 242V240H35V242H34V240L32 239L33 237L31 238V237L28 236V234H30L31 232H33L35 228L32 227L33 229H31L30 233H28V232L26 231V229H28L29 226H28V228L23 229L24 231H20V230L24 227V225H23V226H22V225H18V226H20V229H19V227L17 226V224H20V223L22 224V222L24 223L25 218H21V219H20L19 217H17ZM67 215L69 216V214H67ZM155 215H154V217H155ZM163 215H164V213H163ZM177 215H178V213H177ZM189 215H191V214L189 213ZM1 216H2V214L0 215V217H1ZM22 216H24V215H22ZM22 216H21V217H22ZM29 216H30V215L28 214L26 217L28 218ZM78 216H79V215H78ZM82 216L84 217V215H82ZM86 216H87V215H85V217H86ZM108 216H109V214H108ZM147 216H148V215H147ZM150 216H151V214H150ZM157 216H158L160 219H161V217H162V216L160 217L159 214H158ZM2 217H3V216H2ZM33 217H34V216H33ZM79 217H80V216H79ZM83 217H81V219H82ZM103 217H104V216H103ZM103 217H102V218H103ZM117 217H118V216H117ZM151 217H152V216H151ZM158 217H157V218H158ZM192 217H193V218H192ZM35 218H37L36 215H35L34 218H32V220H31V218H30V219H28V221L30 220V221H29L30 224H31V222H32V224L34 225V223H33V220H34V221H35V226L37 227V224H39L41 221H39V219H38L39 217L37 218L38 220H36ZM74 218H75V217H73V219H74ZM76 218H77V217H76ZM89 218H90V217H89ZM89 218H88V220H86V221H90ZM96 218H97V216H96ZM96 218H94L93 222L97 220ZM112 218H113V217H112ZM123 218H125V215L123 216ZM155 218H156V217H155ZM159 218L157 219V221L159 220ZM191 218L194 220V218H196V216H193V215H192V216L190 217V219H188V220L190 221ZM0 219L2 220V222L5 221V220L2 219V218H0ZM22 219H23V221H22ZM86 219H87V218H86ZM92 219H93V218H92ZM95 219H96V220H95ZM114 219H115V217H114ZM118 219H119V218H118ZM120 219H121V222H122V218H120ZM79 220H80V219H79ZM108 220H109V218H108ZM149 220H151V219L149 218ZM154 220H155V219H154ZM154 220L152 221L153 223H154ZM162 220H163V217H162L161 221H162ZM28 221H27V222H28ZM70 221H71V220H70ZM73 221H74V220H73ZM99 221H100V219H99ZM109 221H111V220H109ZM157 221H155V222L157 223ZM29 222H28V223H29ZM84 222H85V221H84ZM100 222H101V221H100ZM103 222H104V221H103ZM115 222H117V221H115ZM123 222H124V221H123ZM149 222H150V221H149ZM149 222H148V223H149ZM187 222H188V221H187ZM193 222H194V221H193ZM196 222H197V224L195 223L196 225H195L194 223H193V224H194L195 226L199 225L198 222H200V221H196ZM96 223H97V222H96ZM104 223H105V222H104ZM150 223H151V222H150ZM150 223H149V225H150ZM188 223H189V222H188ZM191 223H192V222H191ZM25 224H26V220H25ZM32 224H31V226H33ZM71 224H73V222H72ZM79 224H80V223H79ZM79 224L77 223V225L80 227ZM83 224H84V223H83ZM86 224H87V223H85V224L82 225V226H84L85 228H87V227H86ZM88 224H89V222H88ZM90 224L94 225V223H91V222H90ZM97 224H98V223H97ZM105 224H107V223H105ZM115 224H116V223H115ZM117 224L119 225L120 223H117ZM124 224H125V223H124ZM126 224H127V220H126ZM151 224H152V223H151ZM157 224H158V223H157ZM203 224H204V223H203ZM28 225H29V224H28ZM74 225H76V224L74 223ZM77 225H76V226H73V230H74V228H75V229L78 228ZM92 225H91V226H92ZM95 225H96V224H95ZM127 225H128V224H127ZM174 225H175V224H174ZM187 225H188V224H187ZM189 225H190V223H189ZM21 226H22V227H21ZM35 226H34V227H35ZM99 226H100V223H99ZM103 226H104V224H103ZM108 226H109V224H108ZM151 226H152V225H151ZM158 226H159V225H158ZM160 226H161V227H160ZM160 226H159L160 228L158 227V228L160 229V230H159V236H160V233L162 232V231H161V228H162V222H161V225H160ZM195 226H194V227H195ZM199 226H200V225H199ZM199 226H197V227H195V228H199ZM88 227H89V226H88ZM94 227H96V226H94ZM100 227H102V226H100ZM104 227H105V226H104ZM118 227H120V226H118ZM118 227H116V230L118 229ZM122 227H124L123 224H122ZM122 227H121V228H122ZM125 227H126V225H125ZM147 227H148V225H147ZM154 227H156V226L154 225ZM174 227H175V226H174ZM190 227H191V226H190ZM200 227H201V226H200ZM203 227H204V226H203ZM203 227H202V228H203ZM24 228H25V227H24ZM81 228H82V227L78 228L79 231H78V230H77V231L80 232ZM85 228H84V230H85ZM112 228H114V230H115V227L112 226ZM149 228H150V226H149ZM156 228H157V227H156ZM165 228H166L165 226H164V228H162V229H163V233L167 230V228H166V230H165ZM185 228L187 229V227H185ZM192 228H193V226H192ZM192 228H191V230H192ZM204 228H205V227H204ZM29 229H30V228H29ZM94 229H95V231H99V230H98L99 227H98L97 229H96V228H94ZM94 229H93V231H94ZM101 229H102V228H101ZM101 229H100V230H101ZM122 229H123V228H122ZM124 229H125V228H124ZM144 229H146V228H144ZM171 229H172V228H171ZM32 230H33V231H32ZM82 230H83V229H82ZM102 230H103V229H102ZM110 230H111V229H110ZM116 230H115V232H117ZM120 230H121V229H120ZM149 230L154 231L153 228H152V229H148V230H146V231H149ZM164 230H165V231H164ZM168 230H169V229H168ZM173 230L176 232L177 229H173ZM191 230H190V231L188 230V231H189L191 234H194V235L196 236V234H195V233H192ZM199 230H201V229L199 228ZM77 231H75V232H77ZM89 231H90V230H89ZM104 231H105V229H104ZM106 231H107V229H106ZM127 231H128V232H127ZM127 231H126V233H127L128 235H127V234H125V235H126V236H130L129 233H132V231H131V230H127ZM130 231H131V232H130ZM134 231H135V230H134ZM134 231H133V232H134ZM146 231H145V232H146ZM160 231H161V232H160ZM169 231H170V230H169ZM195 231H197V233L200 234V232H199L198 230H195ZM204 231L206 232L207 230L204 229ZM204 231L201 230V232H203V233H204ZM73 232H74V231H73ZM78 232H77V233H78ZM90 232H91V231H90ZM107 232H108V231H107ZM107 232H105V233H107ZM119 232H121V231H119ZM145 232H144V233H145ZM167 232H168V231H167ZM180 232H183V230H182V231L180 230ZM184 232H185V231H184ZM193 232H194V231H193ZM207 232H208V231H207ZM33 233L35 234L34 236H38V235H36L35 231H34ZM77 233H75V234H76L78 237H80V236L78 235V234H80V233H78V234H77ZM98 233L100 234V232H98ZM98 233H97V234H98ZM112 233H114V232H112ZM146 233H148V232H146ZM163 233H162V234H163ZM165 233H166V232H165ZM168 233L170 234V232H168ZM173 233H174V232H173ZM185 233L188 234V232H185ZM185 233H184L183 235H185ZM208 233H209V232H208ZM211 233H212V232H211ZM39 234H41V233L39 232ZM81 234H83V233H81ZM88 234H89V233H88ZM103 234H104V233H103ZM107 234L110 235L111 232L109 231ZM114 234L119 235V234H117V233H114ZM136 234H137V233H136ZM136 234H135V235L133 234V235L136 237V236H137ZM149 234H150V233H149ZM152 234H154V232H152ZM171 234H172V233H171ZM176 234H177V232H176ZM0 235H1V234H0ZM31 235H32V234H31ZM31 235H30V236H31ZM76 235H74V236H76ZM89 235H90V234H89ZM91 235H92V234H91ZM104 235H105V234H104ZM116 235H114V236L116 237ZM163 235H164V234H163ZM172 235H173V234H172ZM178 235L180 236V234H178ZM183 235H181V236H183ZM74 236H73L72 239L77 241V239H75V238H78V237H74ZM100 236H101V235H100ZM105 236H106V235H105ZM110 236L113 238L112 235H110ZM119 236H120V235H119ZM123 236H124V234H123ZM123 236H122V237H123ZM134 236H132V237H134ZM145 236L147 237V235H145ZM150 236H152V235L150 234ZM150 236H149V237H150ZM154 236H155V235H154ZM159 236H158V237H159ZM173 236H174V235H173ZM179 236H178V237H179ZM198 236H199V235H198ZM202 236H203V235H202ZM209 236L212 237V235H209ZM209 236H207V239H208V240H209V238H208ZM1 237H2V235H1ZM3 237H4V236H3ZM117 237H118V236H117ZM155 237H156V236H155ZM161 237H162V239H163V236H161ZM178 237L176 236V239H179ZM183 237H184V236H183ZM186 237H188V236L186 235ZM186 237H185L184 240L182 239V241L184 242V241L187 240V241H188L187 243H189L191 239H190L189 237H188V239H186ZM200 237H201V234H200ZM204 237H205V236H204ZM37 238H41L40 235H39V237H37ZM92 238H94V237H92ZM98 238H99V237H98ZM106 238H108V237L106 236ZM112 238H111L110 240H111V241H113V240L115 241V239L112 240ZM142 238L145 239L144 237H142ZM150 238H152V237H150ZM165 238H166V237H165ZM167 238H169V237H167ZM167 238H166V239H167ZM172 238H173V237H172ZM192 238L194 239V237H192ZM197 238L200 239L199 237H197ZM197 238H196V239H197ZM213 238H215V237H213ZM29 239L31 240V242L29 241ZM41 239H42V238H41ZM41 239H40V241H42ZM95 239H96V238H95ZM103 239H105V238H103ZM116 239H118V238H116ZM119 239H120V238H119ZM126 239L128 240V237H127ZM134 239H137V237L134 238ZM143 239H142V240H143ZM169 239H170V238H169ZM173 239H174V238H173ZM37 240H38V239H37ZM43 240H44L45 242H47L45 239H43ZM84 240H85V239H84ZM92 240H93V239H92ZM124 240H125V239H124ZM129 240H130V239H129ZM131 240H133V239L131 238ZM137 240H138V239H137ZM152 240H153V239H152ZM154 240H155V239H154ZM160 240H161V239H160ZM163 240H164V239H163ZM167 240H168V239H167ZM201 240L204 241V239H201ZM212 240H213V239H212ZM18 241H19V242H18ZM28 241H29V243H32L33 246L35 245V249H33V246L31 247V245H30V246L28 245ZM38 241H39V240H38ZM76 241H73V242L75 243ZM94 241H95V240H94ZM96 241H98V239H96ZM106 241H109V239H107ZM118 241H119V240H118ZM120 241H121V240H120ZM158 241H159V240H158ZM165 241H166V240H165ZM197 241H198V240H197ZM205 241H206V240H205ZM209 241H210V240H209ZM209 241H208V242L206 241V242L209 243ZM213 241L215 242V240H213ZM42 242H43V241H42ZM71 242H72V241H71ZM81 242H84V241H81ZM85 242H88V241L85 240ZM99 242H100V240H99ZM104 242H105V241H104ZM115 242H116V241H115ZM124 242H125V241H123L122 243H124ZM131 242H132V241H131ZM136 242H137V241H136ZM138 242H139V240H138ZM142 242H143V241H142ZM174 242H176V241L174 240ZM192 242H193V240H192ZM211 242H212V241H211ZM48 243H50V242H48ZM119 243H120V242H119ZM166 243H168V242L166 241ZM179 243H181V242L179 241L178 244H179ZM40 244H41V243H40ZM42 244H43V243H42ZM51 244H52V243H51ZM67 244H68V243L66 242V246H67ZM86 244H87V243H86ZM95 244H96V243H95ZM99 244H101V243H99ZM112 244H113V243H112ZM112 244H111V245H112ZM125 244H126V243H125ZM136 244H137V243H136ZM138 244H139V243H138ZM138 244H137V245H138ZM143 244H144V243H143ZM143 244H141V242H140V246H141V245L143 246ZM174 244H175V243H174ZM176 244H177V243H176ZM210 244H212V243H210ZM45 245H46V243H45ZM45 245H44V246H45ZM64 245H65V244H64ZM72 245H73V243H72ZM82 245H83V244H82ZM90 245H91V244H90ZM105 245H106V244H104V246H105ZM113 245H114V244H113ZM115 245H116V243H115ZM115 245H114V248H115ZM119 245H121V244H119ZM122 245H123V244H122ZM160 245H161V244H159V246H160ZM164 245H165V244H164ZM169 245H171V244H169ZM4 246H6V249L8 248L7 245H4ZM37 246H40V245H37ZM41 246H42V245H41ZM69 246H70V241H69ZM87 246H88V245H86L85 247H87ZM96 246H97V245H95V247H96ZM102 246H103V245H102ZM108 246H109V245H107V247H108ZM132 246H136V245H132ZM154 246H155V245H154ZM156 246L158 247V245H156ZM166 246H168V245H166ZM166 246H165V248H166ZM171 246H172V245H171ZM171 246H168V247L171 248ZM59 247H60V246H59ZM79 247H80V243H79V246H78L77 248H79ZM92 247H93V244H92ZM95 247L93 248V249H94V252H96V249H98V248H95ZM109 247H110V246H109ZM123 247H125V246H122L121 250H122L123 255L126 256V257H125L126 259H125V262H122V263H123V264H128V263L130 264L131 261L127 258L126 248H123ZM130 247H131V244H130ZM157 247H156V248H157ZM39 248H40V247H39ZM46 248H47V245H46ZM48 248H49V247H48ZM48 248H47V249H48ZM53 248H54V246H53ZM66 248L68 249V247H66ZM70 248H71V247H70ZM74 248H75V247H74ZM81 248H82V247H81ZM102 248H103V247H102ZM110 248H111V247H110ZM110 248H106L105 251L107 252V249L109 250ZM118 248H120V247H118ZM118 248H117V249H118ZM134 248H136V247H134ZM134 248H133V249H134ZM151 248H152V247H151ZM172 248H173V247H172ZM6 249L4 248V251H5ZM49 249H50V248H49ZM49 249H48V250H49ZM51 249H52V247H51ZM88 249H89V246H88ZM91 249H92V248H91ZM100 249H101V247H100ZM128 249H129V248H128ZM139 249H140V247H139ZM144 249H145V248H144ZM159 249H160V248H159ZM7 250H10V249L8 248ZM16 250H19V253H18ZM34 250H35V251H34ZM44 250H45V249H44ZM52 250H53V249H52ZM57 250H58V248H57ZM72 250H73V249H72ZM79 250H80V249H79ZM113 250H114V249H113ZM131 250H132V249H131ZM145 250H146V249H145ZM41 251L44 252L43 250H40L39 252H41ZM85 251H86V250H85ZM128 251H129V250H128ZM143 251H144V250H143ZM143 251H140V250H139L138 252H142V253H143ZM153 251L156 252V250H154V249H153ZM165 251H166V250H164V252H165ZM168 251L170 252V250H168ZM45 252H46V254H47V251H45ZM45 252H44V254H45ZM53 252H55V251H53ZM53 252H51V250H50L49 254H51V253H53ZM57 252H58V251H57ZM57 252H56V253H57ZM89 252H90V251H89ZM89 252H88V253H89ZM92 252H93V250H91L90 254H91ZM109 252H110V251H109ZM115 252H117V251H115ZM133 252H134V251H133ZM136 252H137V249H136ZM159 252H162V251L159 250ZM173 252H174V250H173ZM5 253H6V251H5L3 254H5ZM28 253H29V252H28ZM56 253H55V254H56ZM81 253H82V252H81ZM102 253H103V252H102ZM112 253H113V252H112ZM112 253H111V254H112ZM120 253H121V252H120ZM152 253H153V252H152ZM170 253H171V252H170ZM26 254H27V253H26ZM26 254H25V255H26ZM31 254L33 255V253H31ZM35 254H34V255H35ZM46 254H45V255H46ZM55 254H54V255H55ZM76 254H77V253H76ZM78 254H79V253H78ZM97 254H98V250H97ZM100 254H101V253H100ZM103 254H104V253H103ZM105 254H106V253H105ZM105 254H104L103 256H105ZM107 254H108V252H107ZM107 254H106V256H107ZM129 254H130V251H129ZM131 254H132V252H131ZM140 254H141V253H140ZM25 255H24V257H25ZM42 255H43V254H41V255H39V256H42ZM47 255H48V254H47ZM59 255H60V253H59ZM66 255H67V254H66ZM73 255H74V254H73ZM85 255H86V254H85ZM101 255H102V254H101ZM113 255H114V253H113ZM132 255H133V254H132ZM146 255H147V254H146ZM1 256H2V255H1ZM28 256H29V254H28ZM28 256H27V258H29ZM48 256H49V258H50V255H48ZM52 256H53V255H52ZM61 256H63V253H61ZM67 256H68V255H67ZM71 256H72V255H71ZM87 256H88V255H87ZM87 256H86V257H87ZM90 256H92V254H91ZM118 256H119V255H118ZM120 256H121V255H120ZM134 256H135V255H134ZM134 256H133V257H134ZM151 256H152V258L154 259V256H153V255H151ZM45 257H47V256H45ZM64 257H65V255H64ZM75 257H76V258H79V257H77L76 255H75ZM88 257H89V256H88ZM92 257H93V256H92ZM95 257H96V256H95ZM95 257H94V258H95ZM129 257H130V256H129ZM161 257H162V256H161ZM193 257H194V256H193ZM1 258L3 259V257H1ZM17 258H20V257L17 256ZM57 258H58V256H57ZM76 258H75V260L77 261ZM80 258H83V257L81 256ZM99 258H101V257L99 256ZM99 258H98V259H99ZM113 258H114V257H113ZM134 258H135V257H134ZM139 258H140V257H139ZM139 258H137V259H139ZM149 258H150V257H149ZM155 258H156V257H155ZM157 258H158V257H157ZM36 259H37V258H36ZM39 259H40V258H39ZM42 259H44V257H43ZM47 259H48V258H47ZM47 259H46V260H47ZM54 259H55V258H54ZM58 259H61V260H62L63 258H61V257L59 256ZM58 259H57V260H58ZM65 259H66V258H65ZM68 259H69V258H67L66 260H68ZM89 259H90V257H89ZM91 259H92V258H91ZM103 259H104V260H109V261L112 260V258H110L111 260H110L109 258H108V259L103 258ZM120 259H121V258H120ZM158 259H159V258H158ZM3 260H4V259H3ZM3 260L0 259V261H3ZM22 260H26V257H25V258H22ZM22 260H21V261H22ZM29 260H30V259H28V261H29ZM40 260H41V259H40ZM40 260L37 259V260H35V262L38 261V262H36L37 264H41V263L44 264L43 262H45V261L43 260V262H40ZM73 260H74V259H73ZM73 260H72V261H73ZM78 260H79V259H78ZM95 260H97V258H95ZM121 260H122V259H121ZM132 260H133V258H132ZM139 260H140V259H139ZM150 260H151V259H150ZM154 260H155V259H154ZM195 260H196V258H195ZM28 261H27L26 263L30 264V261H29V262H28ZM53 261H55V260H53ZM59 261H60V260H59ZM70 261H71V260H70ZM93 261H94V260H93ZM99 261H100V259H99ZM109 261H108V262H109ZM112 261H113V260H112ZM129 261H130V262H129ZM136 261H137V260H136ZM148 261H149V260H148ZM175 261L178 263V260H175ZM48 262H49V261H48ZM61 262H62V261H61ZM63 262H65V261H63ZM114 262H115V261H114ZM137 262H139V261H137ZM149 262H150V261H149ZM187 262H188V260H187ZM45 263H46V262H45ZM73 263H74V262H73ZM80 263H81V262H80ZM90 263H91V262H90ZM90 263H88V264H90ZM95 263H96V262H95ZM99 263H100V262H99ZM105 263H106V262H105ZM109 263H110V262H109ZM122 263H121V264H122ZM195 263H197V262L195 261ZM20 264H25V261H23V263L20 262ZM31 264H35V263H34V260L32 261ZM48 264H49V263H48ZM50 264H51V263H50ZM58 264H60V263H58ZM61 264H62V263H61ZM77 264H78V263H77ZM91 264H92V263H91ZM97 264H98V262H97ZM102 264H104V262H102ZM106 264H107V263H106ZM110 264H111V263H110ZM113 264H114V263H113ZM186 264H187V263H186Z\"/></svg>",
	"mask_w": 264,
	"mask_h": 264
},
{
	"label": "built area",
	"instance_id": "4",
	"mask_svg": "<svg viewBox=\"0 0 264 264\" xmlns=\"http://www.w3.org/2000/svg\"><path fill=\"white\" fill-rule=\"evenodd\" d=\"M98 62H99L100 68H104V67H105V64H104V61H103L102 58H99V59H98ZM1 120H2V119H1V117H0V122H1ZM23 132H24V130L21 129L20 131H16V132H14V133H15V135H16V134L23 133ZM11 133H13V132H11ZM11 133H8V132H7V134H8L9 136H10ZM15 135L13 136V138H15Z\"/></svg>",
	"mask_w": 264,
	"mask_h": 264
}]
</instances>
